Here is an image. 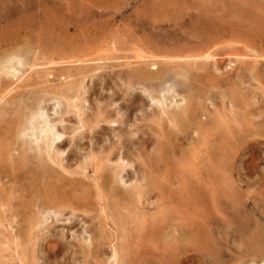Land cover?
I'll return each instance as SVG.
<instances>
[{
  "label": "rangeland",
  "instance_id": "374dc122",
  "mask_svg": "<svg viewBox=\"0 0 264 264\" xmlns=\"http://www.w3.org/2000/svg\"><path fill=\"white\" fill-rule=\"evenodd\" d=\"M230 1H232V0H228V1L227 0H222V1H218V0H182V1H180V0H177V1L176 0H174V1L173 0H7V1L6 0H0V22H1L0 23V46H1V48H0V62L3 61L9 54H11L8 52L12 51V53H13L14 51H18L17 47L21 46L19 48L20 52L18 51V53H19V57L23 56L24 59L23 58L22 59L24 62L22 60H20V61L25 63V61L29 58V61L33 62L34 64L36 63L34 66L35 68L33 67L34 69L30 68V67L26 68L27 65L25 66L24 70L22 69V71H26V69H27V71L25 72L24 76L22 77L21 82H20V80L15 81L14 79L3 78L4 80L2 81V84H3L1 86L2 88L0 87L1 89H4V92L6 91L5 95H3V96H5L4 97L5 99L3 98L4 102H3V100H1V102H0L1 107L3 105V108L0 107V110H1L0 111L1 112L0 113V121L2 122V123L0 122L1 123L0 124V148H1V150H0L1 151L0 152L1 153L0 154V163L1 164L0 165L2 166L0 168V172L2 171V173H1L2 175L0 174V176H1L0 177V189H2V190H0V236H1L0 237V264H22V263L23 264H107L106 258H109V261L108 260L107 261L109 264L110 263L112 264V262H113V259H112L113 250L111 249L112 244H116L117 246L119 245L121 247H122V245L127 246V252H122V253L120 252V255H119L120 256V259H119L120 264H124V263L125 264H168V263L169 264H246V263L248 264L249 262H251V264H254V262H256L258 264H261V263L264 264V252H248V255H245L244 254L245 252H241V248H240L241 242H242L241 236H243V234H242V225H243L242 224V221H243L242 216H243V214H245L247 216L246 218H251V220L253 221L252 229L257 228V224H258V227L261 228L262 230H264V226H263L264 225V214H263L264 213L263 212L264 211V207H263L264 204L262 202L264 200V198H263L264 197L263 196L264 195V189H261L262 187L264 188V161H263L264 156H262L264 154V148H263L264 138L255 137V139H252L251 141L252 142L254 141L253 143L256 142L257 146L255 145V148H257L256 149L257 151L253 147L254 145L253 146L251 145L250 146L251 148L249 147L246 151V153L248 152L247 155H246V153L244 155H241L240 151L237 154H234V152H232V149H230L232 147L237 146V144L239 143L237 139L235 140L237 142V143L235 142L236 145H235V143H233L234 141H232L231 144H225L227 142L225 140H224L225 142L222 141L223 131H215V130L207 132L206 133L207 136L202 137V136H204V134H203L204 132H199L197 129L193 128L196 126V122H193L191 124L190 128H192V130H190V128H187L186 129L187 131H185L186 133L184 132V134L181 133L180 135H178L176 130L173 128V126L170 125L168 120H165V118L167 119V116H165V114L163 116L160 114L159 115L157 114V112H159V109H158L159 106H156L157 104L151 99L152 97L150 98V96L152 94H153L152 95L153 97L160 96L159 93H160V91H162L161 95L165 94L166 97L168 98V101H167L168 107L172 109L173 105H174V109H175V108H178L177 106H178V103L180 102L181 99L178 101L177 97H179V96L176 95L177 96L176 97L174 94L176 92H180L181 89H182V91L184 89V91L186 90L187 93L191 92L190 94L192 95V97L194 94L195 95L199 94L202 97V99L199 100L197 103V104H199V108L201 111V115H200L198 120L206 121L208 119L207 115L212 116L214 113H217L218 111H220V110H218L217 107L221 108V106H225V111L229 115L230 114V112H229L230 108H227V107H229L230 105L228 104V106H227V102L230 99L231 91L229 89L228 83L234 82V81L238 82V79L236 78V74L238 73V71H240L241 62L237 61L235 64L236 66H234L232 68L231 72L229 73V74H232L235 77V79H237V80H235L233 78V76H231V78H230V75L228 73H226L229 70L223 68V71H224L223 74L224 75L223 74L221 75L222 78L220 77V79L217 80V83H215V85L210 86V82L208 81V79L210 80V78L212 77L211 76L212 75V68H210L209 70L204 69V71H200L201 73H204V74H200L203 76V80H201V81L202 82L206 81L207 83L209 82L208 84L200 85L199 82H196V85H194L192 87L188 83V86H187V84H185V85H183L184 88H181L182 84L178 79L179 77L173 73H169V74H167V77H164V79L162 81H154L153 82L157 86H159V89H158L159 92L158 93L156 91L152 92V90H151L152 88H150L148 91L149 92L151 91L150 92L151 95L148 94V91H147V93L144 92L142 90L143 86L140 87L141 84H138V83L135 84L136 87H134V86L130 87L129 86V88H127L128 87L127 85L123 86L124 85V83L122 81L123 79L119 78V76H124L128 72L132 73L134 70L141 69V65L143 67H145L146 63H148L149 61H148V59L141 57V55H143L145 53L150 54L153 52L157 55L158 54L162 55L164 52H165L164 54L171 52L172 50H169V49H171V48L175 49L174 47H176V49H177L180 47L181 48L182 47L190 48L191 46L197 47V46L205 45V43L209 40V38L211 36L215 35L214 31H213L215 28H216L215 30L218 31L216 34L222 33L221 31H219V28L221 26L224 29H225V26L227 27L225 30H222V31H226V30L227 31L229 30L228 32H230V31L243 32L244 31V33H248L250 35H253L254 37H256V39L258 38L257 40L264 39V34H263L264 33V20H263L264 19V0H253V2H252V0H248V1L247 0H243V1L242 0H233V3H231ZM234 1L236 2V4L238 3L237 4L238 6L234 4L235 3ZM182 2H184V3H182ZM181 3L184 5H181ZM226 3H227V5L229 4L228 8H227ZM256 3H257V5H256ZM259 3H260V5H259ZM172 4L174 7L172 6ZM219 4H221L222 7H220L221 5H219ZM254 4H255V6H254ZM13 5L16 6L17 8H15ZM144 5H147V6H144ZM23 6H24V8H23ZM119 6H120V8H118ZM252 6H254L256 9ZM257 6H258V8H257ZM142 7H144V10ZM232 7H235V8H232ZM241 7H242V9H241ZM146 8L148 10L150 8L151 9L148 11ZM253 8H254V11L252 10ZM247 9H249V11ZM16 10H18V11L16 12ZM38 10H39V12H38ZM245 10H247V11H245ZM177 12H179V13H177ZM242 12H243V16L241 15ZM247 12H248V14H247ZM13 13H15L14 15H16V17H14ZM17 13H19V14L17 15ZM95 13H97V14H95ZM159 13H161V14H159ZM220 13L222 15L224 14L225 18H224V15L222 16ZM1 14L4 17V18L2 17L3 19L1 18V16H2ZM107 14H108V16H106ZM144 14H145V16H144ZM8 15L11 18H9ZM176 15H178V16L176 17ZM229 15L232 18H230ZM231 15H233L234 17ZM250 15H251V17L253 16L252 19H251ZM262 15H263V17H262ZM19 16H20V18H19ZM218 16L221 18H219ZM17 17H18V19H17ZM104 18H105V20H104ZM111 18H112V20H111ZM145 18H147V19H145ZM165 18H166V20H165ZM179 18H181V19H179ZM190 18H192V20ZM233 18L236 20H234ZM5 19H7V21L5 22L6 25H4ZM80 19L83 21V22H81L82 27L80 26L81 25ZM1 20H3V21H1ZM17 20H19V21H17ZM232 20H234L236 22H234ZM102 21H104V23H102ZM106 21H107V23H105ZM110 21L112 24L110 23ZM131 21H132V23H131ZM141 21H142V23H141ZM226 21H228V22H226ZM231 21L234 22V25L232 24ZM96 22H97V24H95ZM189 22H191V23H189ZM229 22H231V23H229ZM197 23H199V24H197ZM221 23H223V25ZM13 24L15 25V27L13 26ZM28 24H30V25H28ZM76 24L78 27H76ZM140 24H141V26H140ZM149 24L150 25L152 24L153 26L151 25L152 26L151 27ZM156 24L158 25V27ZM224 24H226V25H224ZM101 25H102V27H101ZM1 26H2V28H1ZM21 26H23V27H21ZM171 26H173V27L175 26L176 28L172 27V29H171ZM150 27H151V29H150ZM259 27H261V28H259ZM211 28H212V30H211ZM24 29H25L26 33H24L25 32ZM179 29H181L182 31ZM12 30H14V31H12ZM32 30H34V32ZM168 30H170V31L168 32ZM75 31H76V33H75ZM160 32H164V33H160ZM193 32H195V33H193ZM117 33L119 34L118 36L116 35ZM166 33H168V34H166ZM185 33H188V35H186ZM25 34H26V36H25ZM114 34H115V36H114ZM153 34L155 36H153ZM38 35H39V37H38ZM81 35H82V37H81ZM175 35L177 36V39L179 41L176 39ZM28 36H30V37H28ZM45 36H47V37H45ZM159 36H161V37H159ZM190 37H193V38L191 39ZM110 38H111V40H110ZM114 38L116 39V41ZM198 38L202 41L204 39L205 40L202 42ZM29 39L31 40V42ZM104 39L105 40L107 39V41H105ZM123 39H125L126 41ZM130 39H132V40H130ZM194 40L195 41L197 40L196 43ZM238 40H239V43H235L231 40V41H227V42L223 43L220 47H218V50H219L218 63L220 65H225L226 64L225 62H229L230 60H237L238 56H234L235 53L237 55L245 53L244 55H246V56L244 58L241 57L242 59H245V60H253L254 59L253 52L247 46L245 47V42H240V38ZM28 41H29V43H27ZM37 41L39 44L37 43ZM71 41L74 45L72 47L70 46V45H72L70 43ZM81 41L83 44L81 43ZM175 41H177V43ZM16 42H18V43H16ZM115 42H117V43H115ZM127 42H128V45H127ZM186 42H187V44H186ZM192 42L194 43L193 45H192ZM8 43H11V44H8ZM21 43L24 47L25 46L26 47L22 48ZM105 43H107V44H105ZM109 43L111 45H109ZM172 43H174V44H172ZM14 44L17 46H14ZM196 44H198V45L196 46ZM173 45H174V47H173ZM108 46H110L111 48L110 47L108 48ZM38 47H40V48H38ZM42 47H44V49ZM102 47H105V48H102ZM112 47L113 48L115 47V49H113ZM239 47H240V49H239ZM2 48H4L5 50ZM10 48H12V50ZM69 49H72L74 51L76 50L77 52L76 51L74 52L72 50L69 51ZM23 50H25V51H23ZM29 50H31V51H29ZM37 50H38V52H37ZM5 51H6V53H5ZM35 51H36V53H35ZM98 51H101V52H98ZM106 51H107V53H106ZM174 51H177V50H174ZM31 53H33V55L35 54L34 56H36L37 54L38 55L36 57H34L33 55H31ZM48 54H49V56H48ZM3 56H5V58ZM81 56H83V57H81ZM98 56H100V57H98ZM233 56H234V58H233ZM96 57H98L99 59L98 58L96 59ZM80 58L82 59V62L79 63V61H78V63H77L78 59L81 60ZM226 59H227V61H226ZM107 60H108V63H106ZM139 61H144V62H139ZM49 62L52 64H50ZM94 62H96V63H94ZM103 62L105 63V65ZM92 63H94L95 66ZM45 64H47V65H45ZM97 64H98V66H105L106 68L103 70L99 69L95 73L94 68L97 66ZM38 65L40 67H37ZM79 66L81 67V69ZM86 66H88V67H86ZM22 68H24V67H22ZM77 70H79V72H80V70H83V71H82V73L80 72L81 73L80 74L79 72H77ZM32 71H34V73ZM68 71H69V73H67ZM29 72L31 75L29 74ZM58 72H59V74H58ZM116 72H118V74H119L118 77L116 76ZM62 73H63V75H62ZM110 73L112 76L114 75V78L109 77ZM215 73H217V72H215ZM82 74H83V76H82ZM193 74H194L193 76H195L198 73H195V70H194ZM227 74L229 77L227 76ZM249 74L250 73L246 74L245 77H246V79H250V80H246L244 78L245 82H242L244 80H241V83H240L242 85H240V84L236 85L235 82L233 83L234 89L241 96H242V94H244L243 97L245 98L243 100L239 99L238 101L235 102L236 104L234 105L233 110L237 111V112H234V113L242 114L244 112L243 106L245 104H242V102H246V104H247L246 107H247L249 112H251L255 106H257L256 109H258V111L264 110V103L262 105V102H264L263 101L264 89L263 90L260 89V83H259L262 80L261 82L264 85V80H263L264 77L262 78V76L260 74L257 76H255L254 74L253 75L252 74L249 75ZM76 75L79 77H77ZM84 75H86V76L84 77ZM88 75H91V77ZM170 75H172L173 78ZM35 76H37V80H40V82L43 81L42 83H48V84H52V85L47 84L49 86V87L47 86L48 89H46V88L43 89V87L46 84L44 85L38 81L39 82L38 86L40 88L37 87V85H36L37 80H35ZM67 76H69L68 80L66 79V78H68ZM197 76L198 75H196V77ZM31 77L32 78L34 77L33 80H31L32 79ZM73 77H77V79L75 78L76 79L75 80ZM229 78H230L229 81L225 80L227 82L226 83L224 81V79H229ZM251 78H253V79H251ZM254 78H255V80H254ZM23 79H24V81H23ZM27 79H28V81H27ZM71 79L74 81L73 83H72ZM84 79L86 80L85 82H84ZM90 79H92V80L90 81ZM170 79H172V80L170 81ZM79 80L81 81L80 85L83 86V88L85 85V89L81 88V93H82V98H83V95H84L83 99L86 98V102H83V101L81 102V108L83 106L84 107L82 108V110L80 112V116H78V110L76 107H75V109H74V107L69 108V107H67V105L65 107V104H67V101L65 98L61 99V101H63L64 103L61 102V105H59V106L60 107L62 106L61 108L62 109L64 108L63 111L65 110L64 113L68 112V114L62 115L63 111L58 106L56 108H60L58 110L59 112L56 111L57 109L54 110V108L52 107L53 102L50 103L51 101L49 103L47 102V104L43 103L45 105V107H47L46 110L48 111L47 112L48 117H49L48 119L49 120L53 119V121H51V122H54V120H55V122H57V118H58V120L61 118V119H64V121H65V124H64L65 126L63 125L64 122L58 123L56 126L60 132H62V130L64 129L63 132H65L64 133L65 134V136H64L65 140L63 139V141H65V142L62 141L61 143H59L60 145L57 144L58 147H56L57 145L55 144V148L58 151L62 150V153H64V154L58 155V156H53V158L55 157L56 162H52L48 158H45L43 160V157L39 156V154L35 148L32 150V147H34V146H32L29 148L30 149L29 155L31 156L30 157L31 162L29 160V162H30L29 163L30 164L29 169L31 170V168H35V170L38 174L37 179H39V180H35V177H33L32 173H35L34 172L35 170H33V171L31 170L30 175H28V174L24 175V174H26L24 171H23V174H22V171H16V173L14 174V177H11V175L9 173H7L8 170L10 172V166H8V164H7L8 163L6 161L7 156L5 155L6 148H10V146L12 144V139L9 136L12 135L11 137L13 139H15L14 143L16 146H14V145L11 146V147H13V150L17 149L15 152L11 151V152H13V157L15 154L14 159H16L19 155L20 145H21L20 143H22L23 141L25 142V140L27 141V139L29 140V137L27 135L21 136V133L18 132V130L16 128H14V126L12 124V122H13L12 120L15 119L16 117H19V116L23 117V115L28 112L29 107H31L33 105L35 106L37 104V102H35V100L38 101L40 99V97H39L40 93L39 92H41V94H42V92L44 90H51V89L56 88V86H59V88L57 87L58 89L57 88L54 89V90L58 91V90H62L63 85L64 86H69V85L72 86L71 84H74L73 85L74 88L73 87L70 88V86H69V93L71 95V92L74 93L73 91L75 89H77L75 86L77 84H78L77 87L80 86L79 85L80 82H78ZM232 80H234V81H232ZM9 81L12 83H13V81H15L16 83H13V85L11 86ZM68 81H71V83H68L69 85H67V83H66ZM253 81L254 82L256 81L257 83L256 82L254 83ZM250 82H251V84H250ZM56 83H59V85L58 84L56 85ZM60 83H62L63 85H61ZM90 83H92V84H90ZM104 83H106V84L104 85ZM121 83H123V84H121ZM258 83H259V85H258ZM41 84H42V86H41ZM225 84H226V86H225ZM244 84L246 86H244ZM17 85H19V86H17ZM28 85L29 86L32 85L33 87H34V85H36L35 86L36 89H35V87L33 89L32 86H30L31 87V89H30V87ZM54 85H56V86L53 87ZM60 85H61V87H60ZM178 85H179V87H178ZM251 85L254 87V91H253V87ZM20 86L23 90L19 89ZM190 86H191V88H189ZM201 86H203V88H201ZM9 87L10 88L13 87L14 89L17 88V92H16V90H14L12 88V90L14 91L13 92ZM41 87L43 89L42 91H40ZM108 87H109V89H108ZM38 88L40 90H38ZM167 88H169V89H167ZM177 88H179V89L181 88L180 91ZM193 88L195 91H193ZM242 88H245V89H242ZM67 89H68V87H67ZM198 89H199V91H197ZM34 90H36V93H38V94L32 92ZM62 91H66V87H64V90H62ZM165 91L168 93H166ZM182 91L180 93H182ZM244 91H246V93ZM251 91H252V93H251ZM9 92H10V94H9ZM18 92H19V94H17ZM29 92L31 95L28 94ZM31 92L34 94L33 95L34 100H32L33 98H32ZM67 92H68V90H67ZM85 92H86V95H85ZM87 92H89L90 94ZM257 92L258 93L260 92V94H258ZM20 93H21V95H20ZM7 94L10 96V98L6 97V96H8ZM26 94H27V98L25 96ZM41 94H40V96H41ZM93 95H95V96H93ZM20 96H21V98L24 97L23 99L25 101H27V99H28L29 102L27 101L28 102L27 103V102L23 101L20 98ZM107 96L109 98H107ZM13 98H15L16 100ZM99 98H101L102 101L101 100L99 101ZM175 98H177V100ZM256 98H258V99H256ZM170 99H172V100H170ZM68 100H70V97ZM88 100H90V101H88ZM143 100H144V102H143ZM203 100H206V101H203ZM6 101H8V102H6ZM78 101L79 100H77L76 103L79 106ZM152 101L154 104L152 103ZM11 102L13 105L11 104ZM23 102H25V103H23ZM71 102L73 103L72 99L70 100V103ZM175 102L177 103V105L175 104ZM20 103H21V105H20ZM18 104L20 107H18V109H17ZM25 104H27V105H25ZM22 105L24 108L26 107L27 109L25 108L26 109L25 110L23 108V111L25 113L19 114L18 111H20ZM13 106L15 108L12 110L11 108H13ZM85 107L86 108L90 107V108H88L89 110L86 111L87 109ZM140 107L142 108V110ZM5 108H6V110H2ZM70 109H74L75 113L77 110V113L75 114L74 112H72L73 110L70 111ZM97 109H99V111H97ZM118 109H119V111H118ZM120 109L122 110L121 112H120ZM236 109H238V110H236ZM50 110L51 111L54 110L55 111L54 113L57 115H53L54 113H51ZM3 111L5 113H3ZM205 111H207V112H205ZM208 111H209V114H208ZM6 112H8V113L6 114ZM49 113L52 115L53 118L51 117V115H49ZM82 113L84 115H82ZM122 113L124 115H122ZM69 114H70V116H69ZM99 114H101V115H99ZM6 115L7 116L9 115L8 120H7ZM10 116H11L12 120L10 119ZM55 116H58V117L56 118ZM63 116H66V117H63ZM97 116H98V118H97ZM121 116H122V118H121ZM161 116H162V118H161ZM4 117H5V120L3 119ZM79 117H80V119H79ZM125 117H126V119H125ZM205 117H206V119H204ZM123 118L126 120V122H124ZM1 119H3V120H1ZM111 119L117 120L115 122V125H114V122L112 123L110 121ZM75 120L82 121L83 122L82 124H84V127L80 128L79 122H77ZM89 120H91L92 124ZM122 120H123L124 124L121 122ZM93 121H97L96 122L97 125ZM128 123H130V124H128ZM3 126H4V128H3ZM59 126L61 127L62 130L59 129L60 128ZM69 127H70V129H68ZM71 127H72V130H71ZM73 127H74L76 132L73 131L74 130ZM6 128H7V130H6ZM8 129H10V130L8 131ZM83 130L86 132H84ZM89 130H91V131L89 132ZM132 130H134V131L131 133ZM11 131H13L14 134H12L13 132H11ZM189 131H191L192 133ZM193 131H194V133H193ZM1 132L2 133L5 132V133L2 134ZM149 132H150V135L147 134ZM187 132H189V133H187ZM8 133H10V135ZM16 133L20 134V135H17ZM74 133H76V134H74ZM133 133H134V135H133ZM159 133H160V135H159ZM239 133H240V135L238 137H240L242 135L245 136L248 134V133L244 134L245 132H243L242 130H240ZM73 134H74V136H72ZM189 134L191 137L188 136ZM80 135H81V137H79ZM7 136L9 139L6 138ZM127 136H129L131 138V140H129V137H127ZM168 136H171V138ZM25 137H27V138L25 139ZM66 137H67V139H66ZM69 137H70V139H72V138L73 139L69 140ZM161 137H163V138H161ZM213 137H215V138H213ZM36 138H37L36 141L38 140V141H40L39 143L42 144L41 135H38ZM126 138H128V139L126 140ZM138 138H139V140H138ZM4 139L6 141L9 140L10 144L8 142H6ZM33 139L34 138H32V140ZM76 139H78V141ZM156 139H157V141H156ZM190 139H192V140H190ZM73 140H75V142H73ZM128 140L130 143L132 141V143L130 144L128 142ZM203 140H205V142ZM255 140H257V141H255ZM34 141H35V139H34ZM34 141H32L33 145L39 144V143H35ZM74 143H76V144H74ZM77 143L79 146L77 145ZM137 143H138V145H137ZM140 143H141V145H140ZM258 144H260V145H258ZM31 145L32 144H30V146ZM73 145H75V147ZM227 145L228 146L232 145V146L228 147ZM18 146H19V148H18ZM65 146H67V147H65ZM102 146H103V148H102ZM123 146H124V149H123ZM78 147H80L81 149H78ZM107 147H109V148L107 149ZM221 147H227L231 151L229 150V152H228V155H229L228 158H230L229 162L227 161L228 159H226V166L222 167V169L220 170V169L216 168V164H214L215 161H213V159L215 157L214 155H217V153H216L217 149L219 150ZM72 148H73V150H71ZM121 148L123 149V151H119V150H122ZM137 149H139V150H137ZM209 149H211V150H209ZM63 150H65V151H63ZM92 150H93V152H92ZM213 150H214V153L210 152ZM249 150H250V152H249ZM31 151H32V153H30ZM100 152H102V153H100ZM112 153H117V154H112ZM35 154H36V156H35ZM80 154H81V156H84V155L85 156L81 158ZM110 154L112 157L110 156ZM235 155H236V157H235ZM256 155H257V157H256ZM133 156L135 157V161H134V158H132ZM139 156H141L142 158L145 157L144 160ZM206 156L209 158V160H208V158H206ZM242 156H245V157H243L245 160L244 159L242 160ZM119 157L123 158L125 160V162L127 161L130 163L128 165V167H126V169H125L126 172H124V174H122L123 179L125 178L124 182L128 183V184H129V182L131 183L129 185L124 184V183L122 184V183L114 182V172L119 170V165H118L119 161H120ZM128 157H131V158H128ZM40 158H42V159H40ZM32 159H34V161H32ZM36 159H38V161ZM68 159H70L71 161ZM108 159H109V161H108ZM127 159H130V160H127ZM79 160L81 163L78 164ZM205 160H207L208 162ZM40 161H41V163H39ZM45 161H48V164ZM94 161H95V164H94ZM241 161H243L244 163L243 162L241 163ZM238 162L241 164H239ZM5 163L7 165H4ZM42 163H43V165H42ZM53 163H54V166H53ZM237 163H238V165H237ZM181 164H183V165H181ZM210 164H211V167H210ZM55 165H56V167H55ZM74 165H76L77 168ZM80 165H81V168H84V169H81ZM208 165H209V167H208ZM262 165H263V167H262ZM4 166H5V168H3ZM130 166H132V167H130ZM214 166H215L216 170L214 169ZM185 167H187L188 169ZM95 168H96V170H95ZM97 168H99V170ZM210 168L212 169V171ZM227 168H229V169H227ZM6 169H7V172L5 171ZM43 169L46 170V172H47V170L50 172L46 173ZM50 169H52V171ZM77 169H79V170H77ZM135 169L137 171H135ZM133 171H135L136 173ZM17 172H19L20 174ZM57 172H58V174H57ZM63 172L66 174L64 175ZM82 172H83V175H81ZM87 172H88V174L92 173V175L90 174V177H92V178L94 177V179L90 178L86 174ZM41 173H42V176H41ZM59 173L61 175H59ZM79 173H80V175H79ZM215 173H217V174L219 173L220 176H219V174L217 175ZM4 174H5V176H6V174H8L6 179L4 178ZM44 174H48V175L44 176ZM70 174H71V176H70ZM142 174H143V177H142ZM252 174H254V175H252ZM22 175L24 177H26V178L28 177V178L25 179L24 177H22ZM151 175H152V177H151ZM246 175H248L247 176L248 180H247ZM34 176H36V175H34ZM59 176L64 178L63 180L65 181L64 182L65 185L63 184L62 179L59 180L58 182L62 181L63 185H61L60 183L58 184V182L56 183ZM144 176H146V178H144ZM254 176H256V178H254ZM18 177H21L20 179L22 181ZM38 177H41V178H38ZM42 177H44V178H42ZM150 177L153 178L154 181L158 184H156V183L154 184L152 182L153 179L151 180ZM22 178L25 180H23ZM221 178L223 180V184L221 183ZM239 178H240V180H239ZM3 179H5L6 182ZM12 179H14V180H12ZM44 179H46V181ZM90 179H92V180H90ZM140 179L143 180L145 185H144V183H142V181H140ZM9 180L12 182H10ZM195 180H196V182H195ZM218 180H220V182ZM246 180H247V182H246ZM41 181H42V183H41ZM44 181L46 182V187H44L45 186ZM53 181H55V182H53ZM69 181H71L73 183H71ZM91 181H94V183ZM36 182H37V184H36ZM43 182H44V184H43ZM150 182H152L153 185H151ZM182 182H184V183H182ZM226 182H227V184H226ZM11 183H13V184H11ZM17 183H19V184H17ZM48 183H49V186H47ZM70 183L75 184V187L78 190L76 191L74 187H73L74 191L71 190L72 185ZM136 183L139 184V188L141 191L144 190V191H142L143 196L139 200L135 199V197H133V196H129L128 194H126L127 193L126 189H130V185L132 186ZM254 183L256 185H259V186H256ZM54 184H56L55 187L53 186ZM66 184H68V186ZM99 184L103 187H100ZM247 184H249V185H247ZM253 184L256 187H254ZM14 185H16V186H14ZM58 185L61 188V191H60V188H58ZM112 185H113V187H112ZM52 186H53V188H52ZM69 186H71L70 187L71 189L68 188L69 189L68 190L67 187H69ZM82 186H84V187H82ZM124 186H125V188H124ZM141 186H143V187H141ZM247 186H250L251 188L247 187ZM56 187L58 189H56ZM258 187H259V190H257ZM62 188L64 189V192L62 191L63 190ZM94 188H95V190H94ZM25 189H26V191H25ZM53 189H56L57 191L55 192V190H53ZM65 189H67L66 192H65ZM246 189H248L249 191ZM260 189H261V191H260ZM34 190H35V193H33ZM50 190L52 193H54V195L50 194L51 193ZM72 191H73V193H72ZM40 192H42V193H40ZM77 192H78V194H77ZM55 193H57L56 194L57 198L55 196ZM82 193H84V194H82ZM59 194L62 198L59 197ZM62 194H63V196H62ZM125 194H126V196H125ZM155 194H157V196ZM8 195H9V197H7ZM40 195H42L41 199H40ZM50 195L54 196V198H53L54 201L52 200V197ZM14 196L17 198V200ZM64 196H66V197H64ZM103 196L104 197L106 196L105 198H107V199H104ZM124 196H125L127 202L124 201L125 200V198H123ZM256 197H257V199H256ZM7 199L10 200V203L7 201ZM12 199H13V202H11ZM42 199H43V201L41 202ZM56 199L58 201L57 203H56ZM60 199H63V200H60ZM119 199L120 200L124 199V200L120 201ZM106 200L109 202H107ZM255 200H257V201H255ZM47 201H48V203H47ZM5 202H6V204H5ZM7 202H8V204H7ZM52 202H55V203H52ZM36 203H38L37 204L38 206L36 205ZM44 203H47V204H44ZM97 203L100 205H98ZM125 203H127V204H125ZM49 204H50V206H49ZM118 204L120 205V207H117V206H119ZM12 205H13L14 209L12 208ZM42 205H43V208H42ZM61 205H64L63 206L64 208L63 207H62V209L59 208V206H61ZM143 205H144V207H143ZM158 205H160V206H158ZM1 206H2V208H1ZM65 206H66V208H65ZM49 207H50V209H49ZM104 207H106V208H104ZM137 207H139V208H137ZM146 207L148 209L151 208V210H148ZM194 207H196V208H194ZM209 207H211V208L213 207V209H211V208L209 209ZM56 208H58L60 211L59 215L62 214V215H60L61 217L59 215L55 214V212H56L55 210L58 211V209H56ZM135 208H137L138 213H137V210H135ZM201 208L207 209L206 213H203V212H205V209L201 210ZM40 209H43L42 211H44V213L46 211L50 212L52 210V212H50V213H51V215H52V213H54V214L51 216L49 214V212L48 213L46 212L47 214L44 215V213L42 211H41L42 213L40 212ZM128 209H130V210H128ZM164 209H165V211H164ZM139 210H141V211H139ZM200 210L202 212H200ZM214 210L216 212H214ZM6 211L8 213L11 211L10 212L11 214L10 213L8 214ZM133 211H134V213H133ZM135 211H136V214H135ZM31 212L33 215L31 214ZM34 212H35V215H34ZM211 212H212V215H211ZM37 213H39L40 217L42 218V220L38 221L40 226L37 222V220L40 219ZM190 213L192 215H190ZM199 213H201V215ZM18 214H19V216H18ZM68 214L72 216V217L70 216V218L72 220H70ZM176 214H177V216H176ZM23 215H25V216H23ZM54 215H55V217L57 216L58 220L57 219L55 220L53 218ZM206 215H208V216H206ZM30 216H31V218L29 219ZM58 216H59V218H58ZM64 216H65V218H64ZM139 216H140V218H139ZM203 216H205V217H203ZM209 216H211V218L213 217L214 220H213V218L211 219ZM62 217H63V219H62ZM67 217H68V221H67ZM104 217L107 219L105 220ZM124 217H126V218L124 219ZM44 218H47L48 221L46 219L44 220ZM186 218L189 221L188 220L186 221ZM192 218H194L195 221ZM202 218H203V221H202ZM32 219H34L33 221L36 220L35 222L38 224L37 229H35L36 227L34 225L36 223H34L32 221ZM53 220H54V222H53ZM107 220L108 221L110 220L109 221L110 223ZM211 220H213V221H211ZM45 221H47L48 223L47 222L45 223ZM197 221H199V222L201 221V222L198 223ZM204 221H206L205 225L203 223ZM8 222H9V224H8ZM113 222H114V225H113ZM208 222H211V223L209 224ZM16 223H18V224H16ZM183 223H185L186 225H184ZM187 223H190L191 225L187 226ZM10 224L12 227L10 226ZM199 224L201 227L199 226ZM6 225H7V227H5ZM29 225H31L30 229H29ZM120 225H121V227H120ZM106 226L109 228H107ZM10 227H11V231H10ZM123 227L125 230H123ZM183 227L184 228L186 227V228L184 229ZM191 227L193 230L192 232H191ZM133 228H134V230H133ZM173 228H174V230H173ZM176 228H178V229H176ZM204 228H206V229H204ZM237 228H239V229H237ZM111 229H114V230H111ZM252 229L250 230V232L252 231ZM28 230H29V233H28ZM121 230H122V232H121ZM187 230L189 232H187ZM196 230H199V231H196ZM127 231H129V232H127ZM130 232L133 234H131ZM207 232H209L210 234ZM122 233H123V235H122ZM17 234H18L19 238L16 237ZM113 234H115V235H113ZM81 236H84V237H81ZM20 237H21V240H20ZM88 237L90 239H88ZM178 237H179V239H178ZM8 238L12 244L9 242V240H6ZM12 238H13V240H11ZM16 238H18V239H16ZM113 238H114V240H113ZM86 239H88V240L85 241ZM15 240L19 241L18 247H16L17 242ZM90 240H91V242H90ZM108 240H109V244H108ZM128 240L131 241V243L130 242L128 243ZM175 240H176V242H175ZM23 241L25 244L23 243ZM2 242H4V243L2 244ZM19 243H20V247H21V245L23 246V249L19 248ZM33 243H35V244H33ZM14 246L16 247V250H15ZM36 246H38V248H35ZM7 247H9V248H7ZM200 247H202V249ZM3 248L5 249V251H2ZM18 248L20 250H18ZM211 249L213 250V252ZM21 250H22V252H20ZM208 250H210V251H208ZM7 251H9V252H7ZM34 252H36V254H34ZM16 254H20L17 256H21V257H18V258H17V256L15 257L14 255H16ZM110 254H111V256L109 257ZM2 255H4V256L6 255V256L4 257ZM254 256H256V258ZM104 259H106V260L104 261ZM121 259H122V262H121ZM251 259L255 260V261H252ZM256 260H259V261L257 262ZM103 261H104V263H103Z\"/></svg>",
  "mask_w": 264,
  "mask_h": 264
},
{
  "label": "bare ground",
  "instance_id": "6f19581e",
  "mask_svg": "<svg viewBox=\"0 0 264 264\" xmlns=\"http://www.w3.org/2000/svg\"><path fill=\"white\" fill-rule=\"evenodd\" d=\"M7 1V0H6ZM174 1V0H173ZM177 1V0H176ZM180 1H182V0H180ZM218 1H222V0H218ZM228 1V0H227ZM243 1V0H242ZM248 1V0H247ZM231 3H233V0L232 1H230ZM235 2V1H234ZM252 2H253V0H252ZM251 2V3H252ZM140 3V2H139ZM159 3V2H158ZM171 3V2H170ZM180 3V2H179ZM182 3H184V2H182ZM181 3V5H184V4H182ZM219 3V2H218ZM244 3V2H243ZM247 3V2H246ZM255 3V2H254ZM263 3V2H262ZM16 4V3H15ZM77 4V3H76ZM160 4V3H159ZM235 5H237L236 4V2L234 3ZM250 4V3H249ZM9 5V4H8ZM7 5V6H8ZM171 5V4H170ZM176 5V4H175ZM180 5V6H181ZM219 5H221V4H219ZM226 5H227V3H226ZM232 5V4H231ZM256 5H257V3H256ZM259 5H260V3H259ZM14 6V5H13ZM18 6V5H17ZM142 6V5H141ZM140 6V7H141ZM144 6H147V5H144ZM172 6H173V4H172ZM177 6V5H176ZM228 6H229V4L227 5V8H228ZM238 6V5H237ZM254 6H255V4H254ZM254 6H252V7H254ZM10 7V6H9ZM15 8H17L16 6H14ZM106 7V6H105ZM139 7V6H138ZM174 7V6H173ZM220 7H222V5L220 6ZM250 7V6H249ZM5 8V7H4ZM3 8V9H4ZM22 8V7H21ZM23 8H24V6H23ZM118 8H120V6L118 7ZM143 8V10H144V7H142ZM226 8V9H227ZM232 8H235V7H232ZM248 8V7H247ZM255 8V7H254ZM254 8L252 9L253 11H254ZM257 8H258V6H257ZM13 9V8H12ZM38 9V8H37ZM147 9V8H146ZM151 9V8H150ZM149 9V10H150ZM158 9V8H157ZM186 9V8H185ZM238 9V8H237ZM241 9H242V7H241ZM256 9V8H255ZM148 10V9H147ZM148 10V11H149ZM155 10V9H154ZM153 10V11H154ZM244 10V9H243ZM242 10V11H243ZM248 11H249V9H247ZM247 10H245V11H247ZM262 10V9H261ZM18 10H16V12H17ZM146 11V10H145ZM221 11V10H220ZM244 11V12H245ZM251 11V10H250ZM256 11V10H255ZM38 12H39V10H38ZM96 12V11H95ZM118 12V11H117ZM159 12V11H158ZM260 12V11H259ZM91 13V12H90ZM156 13V12H155ZM177 13H179V12H177ZM222 13V12H221ZM220 13V14H221ZM252 13V12H251ZM250 13V14H251ZM258 13V12H257ZM4 14V13H3ZM15 13H13V15H14ZM19 13H17V15H18ZM39 14V13H38ZM95 14H97V13H95ZM143 14V13H142ZM159 14H161V13H159ZM158 14V15H159ZM230 14V13H229ZM247 14H248V12H247ZM256 14V13H255ZM259 14V13H258ZM2 15V14H1ZM6 15V14H5ZM117 15V14H116ZM157 15V14H156ZM168 15V14H167ZM192 15V14H191ZM222 15V14H221ZM224 15V14H223ZM222 15V16H223ZM242 16H243V12H242V14H241ZM245 15V14H244ZM253 15V14H252ZM261 15V14H260ZM9 16V15H8ZM90 16V15H89ZM106 16H108V14L106 15ZM144 16H145V14H144ZM175 16V15H174ZM178 15H176V17H177ZM190 16V15H189ZM231 16H233V15H231ZM257 16V15H256ZM3 17V15L1 16V18ZM14 17H16V15H14ZM39 17V16H38ZM115 17V16H114ZM219 17V16H218ZM229 17H230V15H229ZM234 17V16H233ZM248 17V16H247ZM250 17H251V15H250ZM262 17H263V15H262ZM4 18V17H3ZM2 18V19H3ZM7 18V17H6ZM9 18H11L10 16H9ZM19 18H20V16H19ZM74 18V17H73ZM109 18V17H108ZM152 18V17H151ZM161 18V17H160ZM219 18H221V17H219ZM224 18H225V15H224ZM230 18H232V17H230ZM253 18V16L251 17V19ZM17 19H18V17H17ZM145 19H147V18H145ZM168 19V18H167ZM179 19H181V18H179ZM191 20H192V18H190ZM194 19V18H193ZM223 19V18H222ZM234 19V18H233ZM238 19V18H237ZM259 19V18H258ZM20 20V19H19ZM19 20H17V21H19ZM104 20H105V18H104ZM111 20H112V18H111ZM135 20V19H134ZM149 20V19H148ZM154 20V19H153ZM165 20H166V18H165ZM176 20V19H175ZM234 20H236V19H234ZM234 20H232V21H234ZM264 20V19H263ZM1 21H3V20H1ZM7 21V19H5V21H4V23ZM79 21V20H78ZM98 21V20H97ZM101 21V20H100ZM99 21V22H100ZM143 21V20H142ZM142 21H141V23H142ZM231 21V22H232ZM250 21V20H249ZM81 22H83L81 19H80V26L82 27V23ZM109 22V21H108ZM156 22V21H155ZM161 22V21H160ZM219 22V21H218ZM226 22H228V21H226ZM231 22H229V23H231ZM234 22H236V21H234ZM234 22H232V24L234 25ZM1 23V22H0ZM10 23V22H9ZM24 23V22H23ZM55 23V22H54ZM75 23V22H74ZM102 23H104V21H102ZM105 23H107V21L105 22ZM110 23H111V21H110ZM109 23V24H110ZM115 23V22H114ZM124 23V22H123ZM131 23H132V21H131ZM146 23V22H145ZM144 23V24H145ZM157 23V22H156ZM189 23H191V22H189ZM220 23V22H219ZM240 23V22H239ZM11 24V23H10ZM95 24H97V22L95 23ZM112 24V23H111ZM138 24V23H137ZM159 24V23H158ZM162 24V23H161ZM182 24V23H181ZM197 24H199V23H197ZM207 24V23H206ZM222 25H223V23H221ZM242 24V23H241ZM2 25V24H1ZM4 25H6V23L4 24ZM3 25V26H4ZM24 25V24H23ZM28 25H30V24H28ZM73 25V24H72ZM104 25V24H103ZM115 25V24H114ZM148 25V24H147ZM150 25V24H149ZM152 25V24H151ZM150 25V26H151ZM157 25V24H156ZM219 25V24H218ZM224 25H226V24H224ZM228 25V24H227ZM245 25V24H244ZM13 26L15 27V25L13 24ZM74 26V25H73ZM140 26H141V24H140ZM139 26V27H140ZM153 26V25H152ZM151 26V27H152ZM213 26V25H212ZM21 27H23V26H21ZM76 27H78L77 26V24H76ZM101 27H102V25H101ZM104 27V26H103ZM144 27V26H143ZM142 27V28H143ZM151 27H150V29H151ZM155 27V26H154ZM153 27V28H154ZM157 27H158V25H157ZM162 27V26H161ZM172 27L173 26H171V29H172ZM234 27V26H233ZM258 27V26H257ZM256 27V28H257ZM1 28H2V26H1ZM12 28V27H11ZM20 28V27H19ZM96 28V27H95ZM145 28V27H144ZM173 28H176L175 26L173 27ZM179 28V27H178ZM182 28V27H181ZM214 28V27H213ZM227 27L225 26V29H226ZM240 28V27H239ZM259 28H261V27H259ZM14 29V28H13ZM17 29V28H16ZM21 29V28H20ZM125 29V28H124ZM149 29V28H148ZM156 29V28H155ZM154 29V30H155ZM184 29V28H183ZM186 29V28H185ZM192 29V28H191ZM216 29V28H215ZM213 30L214 31V34L215 35H213V36H211L210 38H209V40L205 43V45H202V46H197L198 44H196V46L197 47H193V46H191L190 48H188V47H180V48H177L176 49V47H174V45H173V47L175 48V49H169V50H172L171 52H168L167 54H162V55H160V54H155L154 52L153 53H150V54H143V55H141V57H143V58H145V59H148V63H146V65H145V67H143L142 65H141V69H139V70H134L132 73L131 72H128L126 75H124V76H119V74H118V72H116V76L118 77L119 76V78L120 79H123L122 81H123V83H124V85L123 86H128L127 88H129V86L131 87V86H134V87H136L135 86V84H141L140 85V87L141 86H143L142 88V90L144 91V92H146L147 93V91L150 89V88H152L151 90H152V92L153 91H156L157 93L159 92V86H157L155 83H153L154 81H162L163 79H164V77H167V74H169V73H173V74H175V75H177L179 78V81L181 82V88H184L183 87V85H185V84H187V86H188V83L193 87L194 85H196V82H199L200 83V85H205V84H208L209 82H210V86H213V85H215V83H217V80H219L220 79V77L222 78V74L224 73V71H223V68L224 69H227V70H229V71H227L226 73H230L231 72V70H232V68L234 67V66H236L235 64H236V62L237 61H240L241 62V67H240V71H238V73L236 74V78L238 79V82H235L234 80H232V81H234L235 83H236V85H238V84H240L241 83V80H244V81H242V82H245V79H246V74H248V73H250V74H254L255 76H257V75H261L262 76V78L264 77V39H260V40H257L256 39V37H254L253 35H250V34H248V33H244V31L243 32H235V31H230V32H228L227 30L226 31H222V30H225L222 26L219 28V31H221L222 33H220V34H216L218 31H216V30ZM15 30V29H14ZM14 30H12V31H14ZM37 30V29H36ZM39 30V29H38ZM143 30V29H142ZM145 30V29H144ZM157 30V29H156ZM179 30H181V29H179ZM193 30V29H192ZM191 30V31H192ZM211 30H212V28H211ZM237 30V29H236ZM245 30V29H244ZM247 30V29H246ZM19 31V30H18ZM24 31H25V29H24ZM23 31V32H24ZM33 32H34V30H32ZM125 31V30H124ZM151 31V30H150ZM170 30H168V32H169ZM172 31V30H171ZM182 31V30H181ZM180 31V32H181ZM184 31V30H183ZM251 31V30H250ZM29 32V31H28ZM32 32V33H33ZM103 32V31H102ZM106 32V31H105ZM120 32V31H119ZM126 32V31H125ZM167 32V31H166ZM185 32V31H184ZM24 33H26V31L24 32ZM75 33H76V31H75ZM81 33V32H80ZM108 33V32H107ZM153 33V32H152ZM159 33V32H158ZM160 33H164V32H160ZM193 33H195V32H193ZM237 33V34H236ZM35 34V33H34ZM37 34V33H36ZM44 34V33H43ZM99 34V33H98ZM102 34V33H101ZM124 34V33H123ZM166 34H168V33H166ZM182 34V33H181ZM186 35H188V33H185ZM264 34V33H263ZM33 35V34H32ZM97 35V34H96ZM117 36L119 35L118 33L116 34ZM148 35V34H147ZM146 35V36H147ZM151 35V34H150ZM159 35V34H158ZM194 35V34H193ZM256 35V34H255ZM25 36H26V34H25ZM80 36V35H79ZM114 36H115V34H114ZM121 36V35H120ZM153 36H155L154 34H153ZM176 36V35H175ZM174 36V37H175ZM12 37V36H11ZM28 37H30V36H28ZM38 37H39V35H38ZM45 37H47V36H45ZM81 37H82V35H81ZM150 37V36H149ZM159 37H161V36H159ZM186 37V36H185ZM21 38V37H20ZM101 38V37H100ZM107 38V37H106ZM153 38V37H152ZM157 38V37H156ZM191 39L193 38V37H190ZM189 38V39H190ZM240 38V42H245V47L247 46L252 52H253V54H254V59L253 60H245V59H242L241 57H245L246 55H244V54H239V55H237L236 53V55L234 54V56H238L237 57V60H230L229 62H225L226 64L225 65H220L219 63H218V53H219V50H218V47H220L223 43H225V42H227V41H233V42H235V43H239V39ZM19 39V38H18ZM22 39V38H21ZM62 39V38H61ZM115 39V38H114ZM120 39V38H119ZM134 39V38H133ZM140 39V38H139ZM155 39V38H154ZM175 39V38H174ZM176 39H177V36H176ZM182 39V38H181ZM197 39V38H196ZM199 39V38H198ZM17 40V39H16ZM23 40V39H22ZM30 40V39H29ZM42 40V39H41ZM100 40V39H99ZM105 40V39H104ZM110 40H111V38H110ZM123 40H125V39H123ZM130 40H132V39H130ZM129 40V41H130ZM157 40V39H156ZM165 40V39H164ZM178 40V39H177ZM186 40V39H185ZM200 40V39H199ZM205 40V39H204ZM203 40V41H204ZM20 41V40H19ZM39 41V40H38ZM38 41H37V43H38ZM103 41V40H102ZM105 41H107V39L105 40ZM115 41H116V39H115ZM126 41V40H125ZM179 41V40H178ZM183 41V40H182ZM189 41V40H188ZM195 41V40H194ZM197 41V40H196ZM196 41H195V43H196ZM200 41H202V40H200ZM202 41V42H203ZM30 42H31V40H30ZM52 42V41H51ZM87 42V41H86ZM99 42V41H98ZM124 42V41H123ZM138 42V41H137ZM166 42V41H165ZM173 42V41H172ZM176 43H177V41H175ZM201 42V43H202ZM16 43H18V42H16ZM27 43H29V41L27 42ZM36 43V42H35ZM72 45H70L71 47L72 46H74L73 45V43H72V41L70 42ZM81 43H82V41H81ZM101 43V42H100ZM115 43H117V42H115ZM114 43V44H115ZM175 43V44H176ZM189 43V42H188ZM8 44H11V43H8ZM20 44V43H19ZM25 44V43H24ZM39 44V43H38ZM62 44V43H61ZM78 44V43H77ZM83 44V43H82ZM105 44H107V43H105ZM140 44V43H139ZM172 44H174V43H172ZM186 44H187V42H186ZM194 43L192 42V45H193ZM200 44V43H199ZM203 44V43H202ZM230 44V43H229ZM228 44V45H229ZM234 44V43H233ZM21 45H22V43H21ZM37 45V44H36ZM56 45V44H55ZM109 45H111L110 43H109ZM116 45V44H115ZM127 45H128V42H127ZM167 45V44H166ZM191 45V44H190ZM226 45V44H225ZM231 45V44H230ZM10 46V45H9ZM12 46V45H11ZM14 46H17V45H15L14 44ZM28 46V45H27ZM42 46V45H41ZM79 46V45H78ZM224 46V45H223ZM21 47V46H20ZM20 47H17L18 49V51H19V48ZM26 47V46H25ZM23 45H22V48H25ZM36 47V46H35ZM110 46H108V48H109ZM0 48H1V46H0ZM8 48V47H7ZM32 48V47H31ZM38 48H40V47H38ZM37 48V49H38ZM43 49H44V47H42ZM102 48H105V47H102ZM111 48V47H110ZM113 48V47H112ZM148 48V47H147ZM229 48V47H228ZM2 49H4V48H2ZM11 50H12V48H10ZM62 49V48H61ZM74 49V48H73ZM77 49V48H76ZM113 49H115V47L113 48ZM117 49V48H116ZM153 49V48H152ZM239 49H240V47H239ZM242 49V48H241ZM5 50V49H4ZM9 50V49H8ZM15 50V49H14ZM13 50V51H14ZM27 50V49H26ZM42 50V49H41ZM70 50H72V49H69V51ZM165 50V49H164ZM174 50H177V51H174ZM237 50V49H236ZM243 50V49H242ZM241 50V51H242ZM246 50V49H245ZM18 51H14L13 53H12V51L11 52H8V53H11V54H9L6 58H5V56H3L5 59L3 60V61H1L0 62V87L3 85L2 84V81L4 80L3 78H5V79H14L15 81H19L20 80V82H21V79H22V77L24 76V74H25V72L27 71V69H26V71H22V69L24 70L25 69V66L27 65V67L26 68H33L34 66H35V64L33 63V62H31V61H29V58L25 61V63H23L24 61H23V56L22 57H19V53H18ZM22 51V50H21ZM23 51H25V50H23ZM29 51H31V50H29ZM33 51V50H32ZM72 51H74V50H72ZM76 51V50H75ZM74 51V52H75ZM115 51V50H114ZM152 51V50H151ZM224 51V50H223ZM20 52V51H19ZM37 52H38V50H37ZM77 52V51H76ZM98 52H101V51H98ZM225 52V51H224ZM5 53H6V51H5ZM7 53V54H8ZM35 53H36V51H35ZM105 53V52H104ZM106 53H107V51H106ZM2 54V53H1ZM6 54V55H7ZM76 54V53H75ZM96 54V53H95ZM251 54V53H250ZM5 55V54H4ZM29 55V54H28ZM31 55H33V53H31ZM35 55V54H34ZM33 55V56H34ZM38 55V54H37ZM36 55V56H37ZM41 55V54H40ZM105 55V54H104ZM248 55V54H247ZM36 56H34V57H36ZM42 56V55H41ZM48 56H49V54H48ZM107 56V55H106ZM234 56H233V58H234ZM32 57V56H31ZM46 57V56H45ZM51 57V56H50ZM81 57H83V56H81ZM98 57H100V56H98ZM98 57H96V59L98 58ZM108 57V56H107ZM106 57V58H107ZM252 57V58H253ZM23 58V59H22ZM40 58V57H39ZM79 58V57H78ZM221 58V57H220ZM2 59V58H1ZM35 59V58H34ZM33 59V60H34ZM81 59V58H80ZM99 59V58H98ZM260 59V60H259ZM20 60H22L23 62H21ZM32 60V61H33ZM103 60V59H102ZM113 60V59H112ZM78 61H79V63L80 62H82V59L81 60H77V63H78ZM97 61V60H96ZM100 61V60H99ZM110 61V60H109ZM226 61H227V59H226ZM35 62V61H34ZM37 62V61H36ZM42 62V61H41ZM66 62V61H65ZM90 62V61H89ZM139 62H144V61H139ZM50 63V62H49ZM85 63V62H84ZM94 63H96V62H94ZM94 63H92V64H94ZM104 63V62H103ZM106 63H108V60H107V62ZM42 64V63H41ZM50 64H52V63H50ZM56 64V63H55ZM54 64V65H55ZM61 64V63H60ZM59 64V65H60ZM71 64V63H70ZM75 64V63H74ZM223 64V63H222ZM239 64V63H238ZM29 65V66H28ZM45 65H47V64H45ZM104 65H105V63H104ZM107 65V64H106ZM126 65V64H125ZM94 66H95V64H94ZM109 66V65H108ZM117 66V65H116ZM115 66V67H116ZM130 66V65H129ZM22 67H24V68H22ZM37 67H40L39 65L37 66ZM36 67V68H37ZM47 67V66H46ZM80 67V66H79ZM85 67V66H84ZM86 67H88V66H86ZM133 67V66H132ZM35 68V67H34ZM33 68V69H34ZM59 68V67H58ZM75 68V67H74ZM83 68V67H82ZM106 67L105 66H98V64H97V66L94 68V71H95V73H96V71L97 70H99V69H105ZM143 68V69H142ZM210 68H212V77L210 78V80L208 79V83L206 82V81H204V82H202L201 80H203V76L202 75H200V74H204V73H201L200 71H204V69H206V70H209ZM238 68V67H237ZM52 69V68H51ZM77 69V68H76ZM80 69H81V67H80ZM30 70V69H29ZM28 70V71H29ZM36 70V69H35ZM41 70V69H40ZM194 70H195V73H198V74H196V75H198L197 77H196V75L195 76H193L194 74H193V72H194ZM235 70V69H234ZM233 70V71H234ZM54 71V70H53ZM75 71V70H74ZM73 71V72H74ZM82 71L83 70H80V72L82 73ZM87 71V70H86ZM33 73H34V71H32ZM39 72V71H38ZM77 72H79V70H77ZM76 72V73H77ZM79 72V73H80ZM110 72V71H109ZM215 72H217V73H215ZM237 72V71H236ZM67 73H69V71L67 72ZM80 73V74H81ZM104 73V72H103ZM225 73V74H226ZM29 74H30V72H29ZM53 74V73H52ZM58 74H59V72H58ZM228 74H227V76H228ZM234 74V73H233ZM249 74V75H250ZM31 75V74H30ZM62 75H63V73H62ZM75 75V74H74ZM78 75V74H77ZM76 75V76H77ZM224 75V74H223ZM230 75V78H231V76H233L232 74H229ZM29 76V75H28ZM34 76V75H33ZM49 76V75H48ZM54 76V75H53ZM82 76H83V74H82ZM86 75H84V77H85ZM88 76H90L91 77V75H88ZM115 76V77H116ZM171 77H172V75H170ZM226 76V75H225ZM30 77V76H29ZM50 77V76H49ZM58 77V76H57ZM60 77V76H59ZM64 77V76H63ZM68 78H66L67 80L69 79V76H67ZM77 77H79V76H77ZM77 77H73L74 79L76 78L77 79ZM109 77L110 78H114V75L112 76L111 75V73H110V75H109ZM207 77V76H206ZM209 77V76H208ZM229 77V76H228ZM253 77V76H252ZM32 78V77H31ZM34 78V77H33ZM33 78L31 79V80H33ZM53 78V77H52ZM71 78V77H70ZM89 78V77H88ZM87 78V79H88ZM173 78V77H172ZM224 78V77H223ZM230 78L229 79H224V81L225 80H227V81H229L230 80ZM233 78L235 79V77L233 76ZM245 78V79H244ZM43 79V78H42ZM64 79V78H63ZM65 79V80H66ZM75 79V80H76ZM86 79V78H85ZM84 79V82L86 81ZM97 79V78H96ZM177 79V78H176ZM237 79H235V80H237ZM251 79H253V78H251ZM30 80V79H29ZM30 80V81H31ZM35 80H37V76H35ZM66 80V81H67ZM72 80V79H71ZM92 79H90V81H91ZM172 79H170V81H171ZM246 80H250V79H246ZM254 80H255V78H254ZM260 80V79H259ZM264 80V79H263ZM11 81V80H10ZM9 81V82H10ZM15 81H13V83H16ZM23 81H24V79H23ZM26 81V80H25ZM27 81H28V79H27ZM40 82V80H37V83H36V85H37V87H39L38 86V84H39V82ZM178 81V80H177ZM262 81V80H261ZM259 82L260 83V89H264V85L262 84V82ZM43 82V81H42ZM42 82H40V83H42ZM47 82V81H46ZM74 81L72 80V83H73ZM78 82H80L79 83V85L81 84V81L79 80ZM83 82V83H84ZM117 82V81H116ZM226 82V81H225ZM234 82H229L228 84H229V89H230V91H231V96H230V99H229V101L227 102V106H228V104L230 105L229 107H227V108H230V114L228 115V113L225 111V106H221V108L220 107H217L218 108V110H220V111H218L217 113H214L212 116H208L207 115V117H208V119L206 120V121H202V120H198L199 119V117H200V115H201V111H200V108H199V104H197L198 103V101L199 100H201L202 99V97L198 94V95H193V97H192V95L190 94L191 92H186V90L184 91V89H183V91H182V89H181V91H182V93H180L181 91H180V89L179 88H177V89H179V91L180 92H176L174 95L176 96V95H178L179 97H177L178 98V101L180 100V102L178 103V108H175L174 109V105H173V108L171 109V108H169L168 107V105H167V101H168V98L166 97V95L165 94H163V95H161V92L162 91H160V96H157V97H153L152 95H151V91L149 92L148 91V94H150L151 96H150V98L157 104L156 106H159V112H157V114L159 115H164L165 114V116H167V119L165 118V120H168V122L170 123V125L171 126H173V128L176 130V132H177V134L178 135H180L181 133H183L184 134V132L185 131H187L186 129L187 128H190L191 127V124L193 123V122H196V126L195 127H193L194 129H197L199 132H204L203 134H204V136H202V137H206L207 136V132H210V131H223V133H222V135H223V139H222V141H226L227 143H225V144H231L232 143V141H234L233 143H235L236 141V139L238 140V144H237V146L236 147H232V148H230V149H232V152H234V154H237L239 151L241 152V155H244L245 153H246V151H247V149L252 145H254L253 147L255 148V145H256V142L255 143H253L251 140L252 139H255V137H260V138H264V110H262V111H258V109H256V107L257 106H255L254 107V109L251 111V112H249L248 111V109H247V104H246V102H242V104H245L244 106H243V108H244V112L242 113V114H239V113H234V112H237V111H234L233 110V107H234V105L236 104L235 102L236 101H238L239 99L241 100H243V99H245L244 97H243V95L244 94H242V96L240 95V94H238V92L234 89ZM247 82V81H246ZM249 82V81H248ZM254 82V81H253ZM256 82V81H255ZM254 82V83H255ZM7 83V82H6ZM13 83L12 82H10V85L12 86L13 85ZM27 83V82H26ZM51 83V82H50ZM53 83V82H52ZM64 83V82H63ZM67 83V85H69L68 83H71V81H68V82H66ZM97 83V82H96ZM100 83V82H99ZM123 83H121V84H123ZM161 83V82H160ZM165 83V82H164ZM172 83V82H171ZM204 83V84H203ZM223 83V82H222ZM227 83V82H226ZM257 83V82H256ZM259 83H258V85H259ZM9 84V83H8ZM42 84H46L44 87H43V89H48V85H52V84H48V83H42ZM42 84H41V86H42ZM48 84V85H47ZM59 85V83H56V85ZM61 85H63L62 83H60ZM90 84H92V83H90ZM106 83H104V85H105ZM149 84V85H148ZM166 84V83H165ZM227 84V85H228ZM250 84H251V82H250ZM262 84V85H261ZM22 85V84H21ZM36 85H34V87L36 86ZM56 85H54L53 87H55ZM61 85H60V87H61ZM72 86H70V88L71 87H73L74 88V84H71ZM78 85V84H77ZM77 85L75 86L77 89H75L73 92L74 93H72L71 91V95H70V93H69V86H62V90H64V87H66V91H62V90H58V91H56V90H54V89H56L57 87L59 88V86H56V88H54V89H51V90H44L43 92H42V94H41V92H39L40 94H41V96H40V94H39V97H40V99L38 100V101H36L35 100V102H37V104L34 106H31V107H29L28 108V112L26 113V114H24L23 115V117H21V116H19V117H16L15 119H13L12 120V118H11V116H10V119L13 121L12 122V124H13V126H14V128H16L17 130H18V132H20L21 133V136H23V135H27L28 137H29V140L27 139V141L25 140V142L23 141L22 143H20L21 145H20V151H19V155H18V157L16 158V159H14V157H15V154H14V157H13V152H11V151H16L17 149H14L13 150V147H11V146H16L15 145V143H14V140L15 139H13L11 136L12 135H10V133H8L9 135V137L12 139V144H11V146H10V148H6V153H5V155L7 156V158H6V161L8 162L7 164H8V166H10V172H9V170H8V172H7V169L5 170L7 173H9L10 175H11V177H14V174L16 173V171H22V174H23V171L26 173V174H24V175H30V173H31V170L33 171V170H35V168H31V170L29 169L30 167H29V163L31 162V160H30V155H29V148L30 147H32V146H34V147H32V150L35 148L36 150H37V152H38V154H39V156L40 157H43V160L45 159V158H48L50 161H52V162H56V160H55V157L53 158V156H58V155H62V154H64V153H62V150L60 151H58L56 148H55V144L57 145V144H59V143H61L62 141H63V139H64V136H65V132H63L64 131V129L62 130L61 129V127L59 128V129H61L62 130V132H60L59 130H58V128L56 127L57 126V124L58 123H63V125L65 124V121H64V119H59L58 120V116H55L56 118H57V122H55V120H54V122H51V121H53V119L52 120H49L48 118V114H47V110H46V108L47 107H45V105L43 104V103H46L47 104V102L49 103L50 101V103H52L53 102V105H52V107L54 108V110L55 109H57L56 111H58L61 107L59 106V105H61V102L62 103H64L63 101H61V99L62 98H65L66 99V101H67V104H65V107H66V105H67V107H69V108H73L74 107V109H75V107L77 108V110H78V116H80V112H81V110H82V108L84 107H82L81 108V102L83 101V102H86V98L85 99H83L84 98V95H83V98H82V93H81V88H83V86H79V87H77ZM99 85V84H98ZM103 85V86H104ZM176 85V84H175ZM233 85V86H232ZM240 85H242V84H240ZM17 86H19V85H17ZM16 86V87H17ZM27 86V85H26ZM29 86V85H28ZM30 86H32V85H30ZM29 86V87H30ZM48 86V87H47ZM91 86V85H90ZM174 86V85H173ZM191 86L189 87V88H191ZM198 86V85H197ZM225 86H226V84H225ZM232 86V87H231ZM244 86H246L245 84H244ZM252 86V85H251ZM6 87V86H5ZM34 87L32 86V88L34 89ZM52 87V88H53ZM67 87H68V89H67ZM163 87V86H162ZM178 87H179V85H178ZM200 87V86H199ZM209 87V86H208ZM243 87V86H242ZM253 87V86H252ZM2 88V87H1ZM0 88V102H1V100H3V98L5 97V96H3V95H5V92H4V89H1ZM10 88V87H9ZM13 88V87H12ZM12 88H10L11 90H12ZM24 88V87H23ZM40 88V87H39ZM38 88V90H40ZM57 88V89H58ZM171 88V87H170ZM201 88H203V86H201ZM206 88V87H205ZM14 89V88H13ZM19 89H21V90H23L22 88H21V86H20V88ZM18 89V90H19ZM30 89H31V87H30ZM35 89H36V87H35ZM42 89V87H41V90L40 91H42L43 90ZM83 89H85V85H84V88ZM108 89H109V87H108ZM131 89V88H130ZM138 89V88H137ZM167 89H169V88H167ZM242 89H245V88H242ZM9 90V89H8ZM7 90V91H8ZM14 90H16V92H17V88L16 89H14ZM67 90H68V92H67ZM132 90V89H131ZM130 90V91H131ZM173 90V89H172ZM190 90V89H189ZM250 90V89H249ZM248 90V91H249ZM13 91V90H12ZM26 91V90H25ZM111 91V90H110ZM126 91V90H125ZM142 91V92H143ZM193 91H195L194 90V88H193ZM197 91H199V89L197 90ZM220 91V90H219ZM247 91V90H246ZM246 91H244L245 93H246ZM253 91H254V87H253ZM14 92V91H13ZM15 92V93H16ZM32 92H34V93H36V90H34V91H32ZM31 92V93H32ZM143 92V93H144ZM166 92V91H165ZM256 92V91H255ZM87 93H89V92H87ZM94 93V92H93ZM166 93H168V92H166ZM229 93V92H228ZM241 93V92H240ZM251 93H252V91H251ZM258 93V92H257ZM264 93V92H263ZM9 94H10V92H9ZM17 94H19V92L17 93ZM28 94H30V92L28 93ZM36 94H38V93H36ZM84 94V93H83ZM90 94V93H89ZM95 94V93H94ZM98 94V93H97ZM96 94V95H97ZM133 94V93H132ZM225 94V93H224ZM258 94H260V92L258 93ZM8 95V94H7ZM20 95H21V93H20ZM31 95V94H30ZM33 93H32V100H34V97H33ZM85 95H86V92H85ZM110 95V94H109ZM155 95V94H154ZM26 96V98H27V94L25 95ZM93 96H95V95H93ZM130 96V95H129ZM132 96V95H131ZM147 96V95H146ZM261 96V95H260ZM6 97H9L10 98V96L8 95V96H6ZM69 97H70V100L72 99L73 100V103L71 102L70 103V100H68L69 99ZM137 97V96H136ZM148 97V96H147ZM170 97V96H169ZM174 97V96H173ZM208 97V96H207ZM210 97V96H209ZM251 97V96H250ZM20 98H21V96H20ZM24 97H22L21 99L23 100V101H25L24 99H23ZM30 98V97H29ZM92 98V97H91ZM107 98H109L108 96H107ZM106 98V99H107ZM112 98V97H111ZM177 98H175L176 100H177ZM262 98V97H261ZM5 99V98H4ZM13 99H15V98H13ZM94 99V98H93ZM96 99V98H95ZM174 99V100H175ZM247 99V98H246ZM256 99H258V98H256ZM263 99V98H262ZM16 100V99H15ZM19 100V99H18ZM64 100V99H63ZM77 100H79L78 102H79V106L77 105V103H76V101ZM101 100V98H99V101ZM170 100H172V99H170ZM252 100V99H251ZM13 101V100H12ZM20 101V100H19ZM27 101H28V99H27ZM27 101H25V102H27ZM65 101V102H66ZM88 101H90V100H88ZM87 101V102H88ZM102 101V100H101ZM153 101H152V103H153ZM203 101H206V100H203ZM253 101V100H252ZM251 101V102H252ZM263 101H264V99H263ZM3 102H4V100H3ZM2 102V103H3ZM6 102H8V101H6ZM22 102V101H21ZM25 102H23V103H25ZM29 102V101H28ZM27 102V103H28ZM34 102V101H33ZM143 102H144V100H143ZM177 102V101H176ZM175 102V104L177 105V103ZM219 102V101H218ZM15 103V102H14ZM116 103V102H115ZM263 103L264 102H262V105H263ZM11 104H12V102H11ZM83 104V103H82ZM87 104V103H86ZM117 104V103H116ZM154 104V103H153ZM173 104V103H172ZM6 105V104H5ZM13 105V104H12ZM20 105H21V103H20ZM25 105H27V104H25ZM107 105V104H106ZM122 105V104H121ZM170 105V104H169ZM29 106V105H28ZM49 106V105H48ZM60 107V108H56V107ZM95 106V105H94ZM124 106V105H123ZM151 106V105H150ZM261 106V105H260ZM0 107H1V105H0ZM6 107V106H5ZM18 107H20L19 106V104H18V106H17V109H18ZM110 107V106H109ZM108 107V108H109ZM154 107V106H153ZM211 107V106H210ZM224 107V108H223ZM242 107V106H241ZM262 107V106H261ZM1 108H3V105H2V107ZM7 108V107H6ZM6 108L5 109H2V110H6ZM15 107L13 106V108H11L12 110L14 109ZM23 105H22V107H21V109H20V111H18L19 112V114L20 113H25L24 111H23ZM26 108V107H25ZM24 108V109H25ZM52 108V109H53ZM86 108V107H85ZM88 108H90V107H88ZM88 108H86L87 110L86 111H88L89 109ZM119 108V107H118ZM127 108V107H126ZM135 108V107H134ZM141 108V107H140ZM260 108V107H259ZM16 109V110H17ZM27 109V108H26ZM25 109V110H26ZM62 109V108H61ZM64 109V108H63ZM63 109H62V111H63ZM74 109H70V111H72V112H74L75 113V111H74ZM116 109V108H115ZM129 109V108H128ZM131 109V108H130ZM151 109V108H150ZM153 109V108H152ZM156 109V108H155ZM206 109V108H205ZM239 109V108H238ZM238 109H236V110H238ZM242 109V108H241ZM11 110V111H12ZM51 111V113H54L55 111ZM77 110H76V113H77ZM127 110V109H126ZM136 110V109H135ZM141 110H142V108H141ZM144 110V109H143ZM1 111V110H0ZM8 111V110H7ZM22 111V112H21ZM61 111V112H62ZM65 111V110H64ZM64 111H63V113H62V115L63 114H68V112L67 113H64ZM97 111H99V109H97ZM116 111V110H115ZM114 111V112H115ZM118 111H119V109H118ZM122 110L120 109V112H121ZM59 112V111H58ZM60 112V113H61ZM84 112V111H83ZM113 112V111H112ZM127 112V111H126ZM205 112H207V111H205ZM1 113V112H0ZM3 113H5L4 111H3ZM8 112H6V114H7ZM10 113V112H9ZM75 113V114H76ZM98 113V112H97ZM100 113V112H99ZM102 113V112H101ZM110 113V112H109ZM204 113V112H203ZM14 114V113H13ZM117 114V113H116ZM206 114V113H205ZM208 114H209V111H208ZM3 115V114H2ZM49 115H51L50 113H49ZM53 115H57V114H53ZM74 115V114H73ZM82 115H84L83 113H82ZM99 115H101V114H99ZM122 115H124L123 113H122ZM9 116V115H8ZM8 116L6 115V117H7V120H8ZM68 116V115H67ZM69 116H70V114H69ZM75 116V115H74ZM145 116V115H144ZM150 116V115H149ZM162 116H161V118H162ZM203 116V115H202ZM51 117H52V115H51ZM63 117H66V116H63ZM100 117V116H99ZM158 117V116H157ZM160 117V116H159ZM53 118V117H52ZM68 118V117H67ZM78 118V117H77ZM82 118V117H81ZM96 118V117H95ZM94 118V119H95ZM97 118H98V116H97ZM121 118H122V116H121ZM135 118V117H134ZM4 120H5V117L3 118ZM3 119H1V120H3ZM76 119V118H75ZM79 119H80V117H79ZM83 119V118H82ZM87 119V118H86ZM116 119V118H115ZM115 119H111L110 121L113 123L114 122V125H115V122L117 121V120H115ZM125 119H126V117H125ZM124 118H123V120H124V122H126V120H125ZM141 119V118H140ZM148 119V118H147ZM164 119V118H163ZM202 119V118H201ZM204 119H206V117L204 118ZM6 120V121H7ZM99 120V119H98ZM123 120L121 121L122 123H123ZM129 120V119H128ZM5 121V122H6ZM75 121H77V120H75ZM85 121V120H84ZM90 122H91V120H89ZM120 121V120H119ZM131 121V120H130ZM1 122V121H0ZM9 122V121H8ZM77 122H79V124H80V128H82V127H84V124H82L83 122L82 121H77ZM86 122V121H85ZM93 122H95V124H96V122L97 121H93ZM100 122V121H99ZM2 123V122H1ZM0 123V124H1ZM4 123V122H3ZM74 123V122H73ZM105 123V122H104ZM140 123V122H139ZM75 124V123H74ZM87 124V123H86ZM89 124V123H88ZM91 124H92V122H91ZM94 124V123H93ZM124 124V123H123ZM128 124H130V123H128ZM127 124V125H128ZM133 124V123H132ZM142 124V123H141ZM97 125V124H96ZM109 125V124H108ZM113 125V124H112ZM65 126V125H64ZM70 126V125H69ZM72 126V125H71ZM93 126V125H92ZM10 127V126H9ZM75 127V126H74ZM74 127H73V129H74ZM87 127V126H86ZM99 127V126H98ZM3 128H4V126H3ZM79 128V127H78ZM77 128V129H78ZM68 129H70V127L68 128ZM85 129V128H84ZM93 129V128H92ZM95 129V128H94ZM6 130H7V128H6ZM10 129H8V131H9ZM71 130H72V127H71ZM80 130V129H79ZM82 130V129H81ZM115 130V129H114ZM135 130V129H134ZM134 130H132L131 131V133L134 131ZM137 130V129H136ZM190 130H192V128H190ZM196 130V131H197ZM240 130H242L243 132H245L244 134H246V133H248L247 135H242V136H240V137H238L239 135H240ZM16 131V130H15ZM74 132H76L75 131V129L73 130ZM84 131V130H83ZM91 130H89V132H90ZM11 132H13V131H11ZM84 132H86V131H84ZM94 132V131H93ZM130 132V131H129ZM147 132V131H146ZM189 132H191V131H189ZM189 132H187V133H189ZM2 133V132H1ZM3 133H5V132H3ZM2 133V134H3ZM78 133V132H77ZM126 133V132H125ZM130 133V134H131ZM135 133V132H134ZM134 133H133V135H134ZM137 133V132H136ZM186 133V132H185ZM192 133V132H191ZM190 133V134H191ZM193 133H194V131H193ZM12 134H14V132L12 133ZM17 134V133H16ZM74 134H76V133H74ZM74 134L72 135V136H74ZM79 134V133H78ZM85 134V133H84ZM83 134V135H84ZM115 134V133H114ZM147 134H149L150 135V132L149 133H147ZM172 134V133H171ZM190 134L188 135L189 137H191L190 136ZM242 134V133H241ZM17 135H20V134H17ZM38 135H41V138H42V144L41 143H39L40 141H36V137L38 136ZM82 135V134H81ZM81 135L79 136V137H81ZM126 135V134H125ZM159 135H160V133H159ZM3 136V135H2ZM8 136L6 137L7 139H9L8 138ZM20 136V137H21ZM68 136V135H67ZM70 136V135H69ZM131 136V135H130ZM165 136V135H164ZM167 136V135H166ZM194 136V135H193ZM199 136V135H198ZM16 137V136H15ZM14 137V138H15ZM127 137H129V136H127ZM140 137V136H139ZM168 137H170L171 138V136H168ZM176 137V136H175ZM188 137V138H189ZM225 137V138H224ZM3 138V137H2ZM19 138V137H18ZM27 137H25V139H26ZM32 138H34L35 139V141H34V139L32 140ZM39 138V137H38ZM91 138V137H90ZM161 138H163V137H161ZM177 138V137H176ZM175 138V139H176ZM212 138V137H211ZM213 138H215V137H213ZM66 139H67V137H66ZM73 139V138H72ZM72 139H70V137H69V140H72ZM82 139V138H81ZM96 139V138H95ZM118 139V138H117ZM128 138H126V140H127ZM151 139V138H150ZM178 139V138H177ZM193 139V138H192ZM192 139H190V140H192ZM195 139V138H194ZM5 140V139H4ZM65 140V139H64ZM77 141H78V139H76ZM129 140H131V138L129 137ZM129 140H128V142H129ZM138 140H139V138H138ZM168 140V139H167ZM213 140V139H212ZM216 140V139H215ZM6 141V140H5ZM32 141H34L35 143H39L38 145L37 144H34L33 145V142ZM76 141V142H77ZM123 141V140H122ZM156 141H157V139H156ZM204 142H205V140H203ZM207 141V140H206ZM224 141V142H225ZM255 141H257V140H255ZM6 142H8L9 144H10V141L9 140H7ZM16 142V141H15ZM19 142V141H18ZM32 142V143H31ZM63 142H65V141H63ZM69 142V141H68ZM67 142V143H68ZM73 142H75V140H73ZM121 142V141H120ZM212 142V141H211ZM217 142V141H216ZM130 143V142H129ZM131 143H132V141H131ZM130 143V144H131ZM237 143V142H236ZM236 143H235V145H236ZM30 144H32L31 146H30ZM73 144V143H72ZM74 144H76V143H74ZM145 144V143H144ZM154 144V143H153ZM2 145V144H1ZM60 145V144H59ZM67 145V144H66ZM77 145H78V143H77ZM93 145V144H92ZM137 145H138V143H137ZM136 145V146H137ZM140 145H141V143H140ZM258 145H260V144H258ZM36 146V147H35ZM74 147H75V145H73ZM79 146V145H78ZM118 146V145H117ZM125 146V145H124ZM124 146H123V149H124ZM162 146V145H161ZM228 146V145H227ZM230 146V145H229ZM228 146V147H229ZM232 146V145H231ZM230 146V147H231ZM234 146V145H233ZM257 146V145H256ZM56 147H58V145L56 146ZM65 147H67V146H65ZM122 147V146H121ZM141 147V146H140ZM139 147V148H140ZM18 148H19V146H18ZM77 148V147H76ZM102 148H103V146H102ZM109 147H107V149H108ZM129 148V147H128ZM138 148V147H137ZM147 148V147H146ZM156 148V147H155ZM251 148V147H250ZM253 148V149H254ZM263 148H264V146H263ZM65 149V148H64ZM78 149H81L80 147H78ZM122 149V148H121ZM123 149L122 150H119V151H123ZM130 149V148H129ZM212 149V148H211ZM211 149H209V150H211ZM215 149V148H214ZM230 149H228L227 147H221L219 150L217 149V155H214L215 157H214V159H213V161H215L214 162V164H216V168L217 169H222V167H225L226 166V159H228L227 161L229 162V159L230 158H228V152H229V150ZM257 148H255V150H256ZM0 150H1V148H0ZM71 150H73V148L71 149ZM94 150V149H93ZM93 150H92V152H93ZM99 150V149H98ZM114 150V149H113ZM137 150H139V149H137ZM252 150V149H251ZM254 150V151H255ZM63 151H65V150H63ZM86 151V150H85ZM231 151V150H230ZM253 151V152H254ZM257 151V150H256ZM255 151V152H256ZM1 152V151H0ZM90 152V151H89ZM147 152V151H146ZM210 152H213L214 153V150L213 151H210ZM249 152H250V150H249ZM30 153H32V151L30 152ZM97 153V152H96ZM99 153V152H98ZM100 153H102V152H100ZM121 153V152H120ZM248 153V152H247ZM247 153H246V155H247ZM257 153V152H256ZM1 154V153H0ZM71 154V153H70ZM88 154V153H87ZM107 154V153H106ZM112 154H117V153H112ZM131 154V153H130ZM230 154V153H229ZM258 154V153H257ZM260 154V153H259ZM79 155V154H78ZM35 156H36V154H35ZM64 156V155H63ZM72 156V155H71ZM80 156H81V154H80ZM85 156V155H84ZM84 156H81V158L82 157H84ZM90 156V155H89ZM98 156V155H97ZM110 156H111V154H110ZM115 156V155H114ZM238 156V155H237ZM250 156V155H249ZM262 156H264V154L262 155ZM38 157V156H37ZM36 157V158H37ZM87 157V156H86ZM101 157V156H100ZM112 157V156H111ZM110 157V158H111ZM116 157V156H115ZM122 157V156H121ZM121 157H119L120 158V161H119V170H117V171H115L114 172V182H118V183H124V184H128V183H125L124 182V179H123V177H122V174H124V172H126L125 171V169H126V167H128V165L130 164L129 162H125V160L123 159V158H121ZM139 157H141V156H139ZM233 157V156H232ZM235 157H236V155H235ZM234 157V158H235ZM243 157H245V156H242V160L244 159ZM256 157H257V155H256ZM3 158V157H2ZM66 158V157H65ZM64 158V159H65ZM79 158V157H78ZM89 158V157H88ZM87 158V159H88ZM109 158V159H110ZM114 158V157H113ZM128 158H131V157H128ZM132 158H134V161H135V157L133 156ZM142 158V157H141ZM145 158V157H144ZM144 158H142L143 160H144ZM186 158V157H185ZM206 158H208L207 156H206ZM233 158V159H234ZM40 159H42V158H40ZM39 159V160H40ZM75 159V158H74ZM77 159V158H76ZM90 159V158H89ZM109 159H108V161H109ZM112 159V158H111ZM110 159V160H111ZM141 159V160H142ZM187 159V158H186ZM29 160H30V162H29ZM37 161H38V159H36ZM47 160V159H46ZM66 160V159H65ZM68 160H70V159H68ZM127 160H130V159H127ZM132 160V159H131ZM208 160H209V158H208ZM235 160V159H234ZM245 160V159H244ZM32 161H34V159H32ZM71 161V160H70ZM84 161V160H83ZM87 161V160H86ZM180 161V160H179ZM205 161H207V160H205ZM204 161V162H205ZM239 161V160H238ZM263 161H264V159H263ZM44 162V161H43ZM45 162H47V164H48V161H45ZM51 162V163H52ZM208 162V161H207ZM240 162V161H239ZM238 162V163H239ZM243 161H241V163H242ZM33 163V162H32ZM31 163V164H32ZM39 163H41V161L39 162ZM50 163V164H51ZM79 163H81L80 162V160H79V162H78V164ZM85 163V162H84ZM238 163H237V165H238ZM241 163H239V164H241ZM244 163V162H243ZM1 164V163H0ZM6 163L4 164V165H7ZM71 164V163H70ZM94 164H95V161H94ZM233 164V163H232ZM34 165V164H33ZM42 165H43V163H42ZM52 165V164H51ZM83 165V164H82ZM87 165V164H86ZM179 165V164H178ZM181 165H183V164H181ZM228 165V164H227ZM231 165V164H230ZM41 166V165H40ZM53 166H54V163H53ZM59 166V165H58ZM61 166V165H60ZM75 167H76V165H74ZM140 166V165H139ZM138 166V167H139ZM145 166V165H144ZM207 166V165H206ZM229 166V165H228ZM259 166V165H258ZM2 166L0 165V168H1ZM33 167V166H32ZM55 167H56V165H55ZM130 167H132V166H130ZM189 167V166H188ZM208 167H209V165H208ZM210 167H211V164H210ZM231 167V166H230ZM241 167V166H240ZM260 167V166H259ZM262 167H263V165H262ZM261 167V168H262ZM3 168H5V166L3 167ZM59 168V167H58ZM77 168V167H76ZM79 168V167H78ZM80 168H81V165H80ZM87 168V167H86ZM85 168V169H86ZM89 168V167H88ZM91 168V167H90ZM185 168H187V167H185ZM242 168V167H241ZM240 168V169H241ZM244 168V167H243ZM260 168V169H261ZM81 169H84V168H81ZM98 170H99V168H97ZM140 169V168H139ZM188 169V168H187ZM211 169V168H210ZM209 169V170H210ZM214 169H215V166H214ZM225 169V168H224ZM227 169H229V168H227ZM44 170V169H43ZM51 171H52V169H50ZM55 170V169H54ZM77 170H79V169H77ZM95 170H96V168H95ZM103 170V169H102ZM192 170V169H191ZM206 170V169H205ZM216 170V169H215ZM214 170V171H215ZM243 170V169H242ZM255 170V169H254ZM4 171V170H3ZM39 171V170H38ZM45 172H46V170H44ZM57 171V170H56ZM82 171V170H81ZM135 171H137L136 169H135ZM135 171H133V172H135ZM140 171V170H139ZM154 171V170H153ZM211 171H212V169H211ZM236 171V170H235ZM256 171V170H255ZM35 173H32L33 174V177H35V180H39V179H37V176H38V174H37V172H36V170L34 171ZM40 172V171H39ZM38 172V173H39ZM42 172V171H41ZM48 172H50V171H48L47 170V172L46 173H48ZM94 172V171H93ZM97 172V171H96ZM184 172V171H183ZM239 172V171H238ZM258 172V171H257ZM2 173V171L0 172V174ZM5 173V172H4ZM17 173H19V172H17ZM61 173V172H60ZM59 173V175H61ZM64 173V172H63ZM85 173V172H84ZM128 173V172H127ZM136 173V172H135ZM138 173V172H137ZM142 173V172H141ZM20 174V173H19ZM40 174V173H39ZM57 174H58V172H57ZM66 173H64V175H65ZM89 177H90V174L92 175V173H90V174H88V172L86 173ZM215 174H217V173H215ZM219 174V173H218ZM217 174V175H218ZM249 174V173H248ZM2 175V174H1ZM7 175L8 174H6V176H5V174H4V178L6 179V177H7ZM34 175H36V176H34ZM45 175H48V174H44V176ZM79 175H80V173H79ZM81 175H83V172H82V174ZM99 175V174H98ZM131 175V174H130ZM129 175V176H130ZM139 175V174H138ZM137 175V176H138ZM239 175V174H238ZM241 175V174H240ZM252 175H254V174H252ZM251 175V176H252ZM40 176V175H39ZM41 176H42V173H41ZM70 176H71V174H70ZM102 176V175H101ZM124 176V175H123ZM128 176V175H127ZM135 176V175H134ZM150 176V175H149ZM215 176V175H214ZM219 176H220V174H219ZM248 175H246V177H247ZM258 176V175H257ZM1 177V176H0ZM22 177H24L23 175H22ZM32 177V178H33ZM60 177V178H59ZM58 177V180L56 181V183L59 181V180H63L64 178H62L61 176H59ZM142 177H143V174H142ZM151 177H152V175H151ZM150 177V178H151ZM217 177V176H216ZM260 177V176H259ZM19 179L21 178V177H18ZM25 179H27L26 177H24ZM31 178V179H32ZM38 178H41V177H38ZM42 178H44V177H42ZM90 178H92V177H90ZM131 178V177H130ZM144 178H146V176H144ZM209 178V177H208ZM241 178V177H240ZM240 178H239V180H240ZM253 178V177H252ZM254 178H256V176H254ZM2 179V178H1ZM5 179H3V180H5ZM8 179V178H7ZM16 179V178H15ZM23 179V178H22ZM25 179H23V180H25ZM34 179V178H33ZM32 179V180H33ZM92 179H94V177L92 178ZM92 179H90V180H92ZM128 179V178H127ZM139 179V178H138ZM153 178H151V180H152ZM183 179V178H182ZM185 179V178H184ZM188 179V178H187ZM12 180H14V179H12ZM21 180V179H20ZM31 180V181H32ZM34 180V181H35ZM41 180V179H40ZM45 181H46V179H44ZM69 180V179H68ZM73 180V179H72ZM79 180V179H78ZM211 180V179H210ZM247 180H248V177H247ZM247 180H246V182H247ZM256 180V179H255ZM10 181V180H9ZM17 181V180H16ZM22 181V180H21ZM27 181V180H26ZM44 181V182H45ZM97 181V180H96ZM140 181H142V183H144L143 182V180H141L140 179ZM198 181V180H197ZM219 182H220V180H218ZM243 181V180H242ZM241 181V182H242ZM259 181V180H258ZM4 182V181H3ZM5 182H6V180H5ZM10 182H12V181H10ZM19 182V181H18ZM30 182V181H29ZM33 182V181H32ZM44 182H43V184H44ZM53 182H55V181H53ZM64 180H63V184H64ZM69 182H71V181H69ZM91 182H93L94 183V181H91ZM132 182V181H131ZM152 182L155 184L156 182L154 181V179L152 180ZM152 182H150L151 183V185H153V183ZM158 182V181H157ZM185 182V181H184ZM184 182H182V183H184ZM195 182H196V180H195ZM245 182V183H246ZM14 183V182H13ZM13 183H11V184H13ZM24 183V182H23ZM26 183V182H25ZM40 183V182H39ZM41 183H42V181H41ZM52 183V182H51ZM61 184V185H63L62 184V181L61 182H58V184ZM71 183H73V182H71ZM70 183V184H71ZM100 183V182H99ZM149 183V184H150ZM216 183V182H215ZM221 183L223 184V180H222V178H221ZM256 183V182H255ZM254 183V184H255ZM263 183V182H262ZM9 184V183H8ZM17 184H19V183H17ZM35 184V183H34ZM36 184H37V182H36ZM35 184V185H36ZM69 184V183H68ZM68 184H66L67 186H68ZM129 184H131L130 182H129ZM128 184V185H129ZM156 184H158V183H156ZM226 184H227V182H226ZM253 184V185H254ZM21 185V184H20ZM29 185V184H28ZM45 185V186H44ZM43 186L44 187H46V182H45V184H44ZM55 185L56 184H54L53 186L55 187ZM65 185V184H64ZM72 185V187L71 186H69V187H67V189L68 188H70L71 190H73L74 191V188H75V190L77 191L78 189H76V187H75V184H71ZM79 185V184H78ZM93 185V184H92ZM95 185V184H94ZM144 185H145V183H144ZM214 185V184H213ZM247 185H249V184H247ZM256 185V184H255ZM254 185V187H256V186H259V185H256L255 186ZM14 186H16V185H14ZM18 186V185H17ZM26 186V185H25ZM30 186V185H29ZM47 186H49V183H48V185ZM53 186H52V188H53ZM80 186V185H79ZM99 186L100 187H103V186H101L100 184H99ZM227 186V185H226ZM4 187V186H3ZM34 187V186H33ZM40 187V186H39ZM74 187V188H73ZM78 187V186H77ZM82 187H84V186H82ZM112 187H113V185H112ZM127 187V186H126ZM132 187V188H131ZM141 187H143V186H141ZM228 187V186H227ZM247 187H250V186H247ZM5 188V187H4ZM24 188V187H23ZM27 188V187H26ZM36 188V187H35ZM49 188V187H48ZM47 188V189H48ZM58 188H60L59 187V185H58ZM57 187H56V189H58ZM124 188H125V186H124ZM149 188V187H148ZM157 188V187H156ZM251 188V187H250ZM22 189V188H21ZM37 189V188H36ZM56 189H53V190H55V192L57 191ZM63 189V188H62ZM67 189H65V192L67 191ZM230 189V188H229ZM233 189V188H232ZM242 189V188H241ZM249 189V188H248ZM248 189H246V190H248ZM261 189H264L263 187L261 188ZM261 189H260V191H261ZM0 190H2V189H0ZM44 190V189H43ZM49 190V189H48ZM52 190V189H51ZM51 190H50V192H51ZM69 190V189H68ZM80 190V189H79ZM94 190H95V188H94ZM111 190V189H110ZM243 190V189H242ZM245 190V191H246ZM257 190H259V187H258V189ZM25 191H26V189H25ZM42 191V190H41ZM60 191H61V188H60ZM63 192H64V189L62 190ZM73 191H72V193H73ZM81 191V190H80ZM100 191V190H99ZM123 191V190H122ZM126 191H127V193L126 194H128L129 196H133V197H135V199H141V197L143 196V192L142 191H144V190H140V188H139V184H134V185H130V189H126ZM249 191V190H248ZM18 192V191H17ZM39 192V191H38ZM49 192V191H48ZM82 192V191H81ZM80 192V193H81ZM96 192V191H95ZM105 192V191H104ZM33 193H35V190H34V192ZM40 193H42V192H40ZM47 193V192H46ZM122 193V192H121ZM263 193V192H262ZM18 194V193H17ZM25 194V193H24ZM32 194V193H31ZM39 194V193H38ZM50 194H52V195H54V193H50ZM57 193H55V196H56V198H57V195H56ZM64 194V193H63ZM63 194H62V196H63ZM77 194H78V192H77ZM82 194H84V193H82ZM126 194H125V196H126ZM259 194V193H258ZM13 195V194H12ZM65 195V194H64ZM105 195V194H104ZM120 195V194H119ZM156 196H157V194H155ZM16 196V195H15ZM14 196V197H15ZM35 196V195H34ZM42 195H40V199L42 198L41 197ZM47 196V195H46ZM51 196V195H50ZM68 196V195H67ZM101 196V195H100ZM122 196V195H121ZM120 196V197H121ZM125 196L123 197V198H125ZM264 196V195H263ZM262 196V197H263ZM7 197H9V195L7 196ZM12 197V196H11ZM52 197V200H53V198H54V196H51ZM59 197H61L60 196V194H59ZM64 197H66V196H64ZM106 197V196H105ZM104 196H103V198L104 199H107V198H105ZM148 197V196H147ZM146 197V198H147ZM162 197V196H161ZM16 198V197H15ZM50 198V197H49ZM62 198V197H61ZM70 198V197H69ZM109 198V197H108ZM113 198V197H112ZM128 198V197H127ZM150 198V197H149ZM156 198V197H155ZM158 198V197H157ZM264 198V197H263ZM66 199V198H65ZM72 199V198H71ZM256 199H257V197H256ZM16 200H17V198H16ZM35 200V199H34ZM47 200V199H46ZM60 200H63V199H60ZM118 200V199H117ZM120 200V199H119ZM121 200H124V199H121ZM120 200V201H121ZM128 200V199H127ZM149 200V199H148ZM158 200V199H157ZM7 201L10 203V200H8L7 199ZM43 201V199L41 200V202ZM54 201V200H53ZM81 201V200H80ZM107 201V200H106ZM114 201V200H113ZM124 201H126V198H125V200ZM162 201V200H161ZM160 201V202H161ZM255 201H257V200H255ZM8 202H7V204H8ZM11 202H13V199L11 200ZM36 202V201H35ZM34 202V203H35ZM38 202V201H37ZM45 202V201H44ZM51 202V201H50ZM58 201H57V199H56V203H57ZM107 202H109V201H107ZM127 202V201H126ZM133 202V201H132ZM151 202V201H150ZM149 202V203H150ZM263 202V204H264V200L262 201ZM2 203V202H1ZM40 203V202H39ZM47 203H48V201H47ZM47 203H44V204H47ZM52 203H55V202H52ZM101 203V202H100ZM124 203V202H123ZM152 203V202H151ZM254 203V202H253ZM5 204H6V202H5ZM38 203H36V205H37ZM41 204V203H40ZM39 204V205H40ZM43 204V205H44ZM98 204V203H97ZM116 204V203H115ZM121 204V203H120ZM125 204H127V203H125ZM139 204V203H138ZM137 204V205H138ZM147 204V203H146ZM166 204V203H165ZM11 205V204H10ZM34 205V204H33ZM43 205H42V208H43ZM98 205H100V204H98ZM119 205V204H118ZM135 205V204H134ZM140 205V204H139ZM138 205V206H139ZM213 205V204H212ZM4 206V205H3ZM8 206V205H7ZM38 206V205H37ZM49 206H50V204H49ZM64 205H61V206H59V208H61L62 209V207H63ZM126 206V205H125ZM158 206H160V205H158ZM69 207V206H68ZM117 207H120V205L119 206H117ZM143 207H144V205H143ZM214 207V206H213ZM213 207L211 208V207H209V209L211 208V209H213ZM261 207V206H260ZM264 207V206H263ZM1 208H2V206H1ZM5 208V207H4ZM3 208V209H4ZM8 208V207H7ZM11 208V207H10ZM12 208H13V205H12ZM41 208V207H40ZM64 208V207H63ZM65 208H66V206H65ZM104 208H106V207H104ZM128 208V207H127ZM137 208H139V207H137ZM137 208H135V210H137ZM141 208V207H140ZM147 208V207H146ZM156 208V207H155ZM161 208V207H160ZM194 208H196V207H194ZM245 208V207H244ZM14 209V208H13ZM12 209V210H13ZM32 209V208H31ZM49 209H50V207H49ZM56 209H58V208H56ZM60 209V210H61ZM123 209V208H122ZM125 209V208H124ZM148 209V208H147ZM178 209V208H177ZM205 209V208H204ZM203 208H201V210H204ZM260 209V208H259ZM34 210V209H33ZM43 209H40V212L42 211ZM54 210V209H53ZM128 210H130V209H128ZM132 210V209H131ZM134 210V209H133ZM145 210V209H144ZM148 210H151V208H149ZM160 210V209H159ZM200 210V212H202ZM206 210L207 209H205V212H203V213H206ZM216 210V209H215ZM214 210V212H216ZM242 210V209H241ZM244 210V209H243ZM14 211V210H13ZM35 211V210H34ZM56 211V212H55ZM54 212H55V214H57V215H59V213H60V211H59V209H58V211L57 210H55ZM72 211V210H71ZM70 211V212H71ZM112 211V210H111ZM114 211V210H113ZM127 211V210H126ZM139 211H141V210H139ZM147 211V210H146ZM164 211H165V209H164ZM211 211V210H210ZM209 211V212H210ZM240 211V210H239ZM7 212V211H6ZM11 212V211H10ZM9 212V213H10ZM33 212V211H32ZM32 212H31V214H32ZM43 213H44V211H42ZM41 212V213H42ZM47 213L49 212V211H46ZM44 213V215L45 214H47V213ZM50 212H52V210L50 211ZM49 212V214L51 215V213ZM109 212V211H108ZM116 212V211H115ZM131 212V211H130ZM148 212V211H147ZM153 212V211H152ZM179 212V211H178ZM213 212V213H214ZM241 212V211H240ZM245 212V211H244ZM264 212V211H263ZM8 213V212H7ZM8 213V214H9ZM133 213H134V211H133ZM137 213H138V210H137ZM246 213V212H245ZM249 213V212H248ZM4 214V213H3ZM11 214V213H10ZM17 214V213H16ZM38 214V216H39V218L40 219H38L37 220V222L39 221V220H42V218L40 217V215H39V213H37ZM36 214V215H37ZM54 213H52V215H53ZM74 214V213H73ZM119 214V213H118ZM127 214V213H126ZM135 214H136V211H135ZM197 214V213H196ZM200 215H201V213H199ZM264 214V213H263ZM33 215V214H32ZM34 215H35V212H34ZM51 215V216H52ZM60 215H62V214H60ZM59 215V216H60ZM69 215V214H68ZM67 215V216H68ZM75 215V214H74ZM73 215V216H74ZM138 215V214H137ZM190 215H192L191 213H190ZM211 215H212V212H211ZM17 216V215H16ZM18 216H19V214H18ZM23 216H25V215H23ZM50 216V217H51ZM59 216H58V218H59ZM70 216L71 215H69V218H70ZM131 216V215H130ZM147 216V215H146ZM173 216V215H172ZM176 216H177V214H176ZM206 216H208V215H206ZM3 217V216H2ZM7 217V216H6ZM5 217V218H6ZM37 217V216H36ZM45 217V216H44ZM47 217V216H46ZM61 217V216H60ZM72 217V216H71ZM76 217V216H75ZM143 217V216H142ZM188 217V216H187ZM197 217V216H196ZM203 217H205V216H203ZM210 218H211V216H209ZM243 221H242V234H243V236H241L242 237V242H241V252H245L244 254L245 255H248V252H264V230H262L261 228H259L258 227V224H257V228H254V229H252V225H253V221L251 220V218H246L247 216L245 215V214H243ZM253 217V216H252ZM15 218V217H14ZM25 218V217H24ZM31 218V216L29 217V219ZM55 220L57 219V216L55 217V215H54V217H53ZM64 218H65V216H64ZM105 218V217H104ZM126 217H124V219H125ZM139 218H140V216H139ZM147 218V217H146ZM155 218V217H154ZM213 218V217H212ZM211 218V219H212ZM2 219V218H1ZM8 219V218H7ZM13 219V218H12ZM37 219V218H36ZM47 220V218H44V220ZM51 219V218H50ZM62 219H63V217H62ZM107 218H105V220H106ZM143 219V218H142ZM141 219V220H142ZM183 219V218H182ZM193 220H194V218H192ZM206 219V218H205ZM257 219V218H256ZM34 219H32V221H33ZM43 220V221H44ZM58 220V219H57ZM66 220V219H65ZM70 220H72L71 218H70ZM69 220V221H70ZM122 220V219H121ZM188 219L186 218V221H187ZM213 220H214V218H213ZM213 220H211V221H213ZM239 220V219H238ZM242 220V219H241ZM258 220V219H257ZM10 221V220H9ZM15 221V220H14ZM36 221V220H35ZM35 221H33L34 223H36ZM42 221V222H43ZM48 221V220H47ZM47 221H45V223L47 222ZM52 221V220H51ZM60 221V220H59ZM67 221H68V217H67ZM108 221V220H107ZM110 221V220H109ZM108 221V222H109ZM114 221V220H113ZM126 221V220H125ZM130 221V220H129ZM144 221V220H143ZM189 221V220H188ZM195 221V220H194ZM202 221H203V218H202ZM53 222H54V220H53ZM56 222V221H55ZM191 222V221H190ZM198 223H200L199 221H197ZM205 222L206 221H204L203 223H204V225H205ZM241 222V221H240ZM11 223V222H10ZM48 223V222H47ZM110 223V222H109ZM123 223V222H122ZM134 223V222H133ZM209 224L211 223V222H208ZM3 224V223H2ZM8 224H9V222H8ZM16 224H18V223H16ZM32 224V223H31ZM37 224V223H36ZM34 225L36 228L35 229H37V226H38V224H39V222H38V224L37 225ZM184 225H186L185 223H183ZM194 224V223H193ZM240 224V223H239ZM13 225V224H12ZM43 225V224H42ZM48 225V224H47ZM113 225H114V222H113ZM131 225V224H130ZM191 224L190 223H187V226H190ZM203 225V224H202ZM238 225V224H237ZM241 225V224H240ZM263 225V224H262ZM10 226H11V224H10ZM30 226L31 225H29V229H30ZM39 226H40V224H39ZM172 226V225H171ZM193 226V225H192ZM199 226H200V224H199ZM198 226V227H199ZM264 226V225H263ZM5 227H7V225L5 226ZM12 227V226H11ZM11 227H10V231H11ZM107 227V226H106ZM120 227H121V225H120ZM173 227V226H172ZM201 227V226H200ZM203 227V226H202ZM206 227V226H205ZM14 228V227H13ZM40 228V227H39ZM107 228H109V227H107ZM166 228V227H165ZM164 228V229H165ZM169 228V227H168ZM184 228V227H183ZM186 228V227H185ZM184 228V229H185ZM189 228V227H188ZM195 228V227H194ZM207 228V227H206ZM206 228H204V229H206ZM102 229V228H101ZM128 229V228H127ZM130 229V228H129ZM170 229V228H169ZM176 229H178V228H176ZM237 229H239V228H237ZM252 229V231L250 232V230ZM15 230V229H14ZM39 230V229H38ZM109 230V229H108ZM111 230H114V229H111ZM123 230H125L124 229V227H123ZM133 230H134V228H133ZM173 230H174V228H173ZM211 230V229H210ZM13 231V230H12ZM132 231V230H131ZM176 231V230H175ZM178 231V230H177ZM193 230H192V227H191V232H192ZM196 231H199V230H196ZM240 231V230H239ZM110 232V231H109ZM114 232V231H113ZM121 232H122V230H121ZM127 232H129V231H127ZM187 232H189L188 230H187ZM186 232V233H187ZM250 232V233H249ZM28 233H29V230H28ZM105 233V232H104ZM115 233V232H114ZM131 233V232H130ZM204 233V232H203ZM207 233H209V232H207ZM240 233V232H239ZM131 234H133V233H131ZM174 234V233H173ZM205 234V233H204ZM210 234V233H209ZM113 235H115V234H113ZM122 235H123V233H122ZM177 235V234H176ZM181 235V234H180ZM24 236V235H23ZM39 236V235H38ZM130 236V235H129ZM171 236V235H170ZM209 236V235H208ZM207 236V237H208ZM1 237V236H0ZM7 237V236H6ZM11 237V236H10ZM16 237H18L19 238V236H18V234H17V236ZM31 237V236H30ZM40 237V236H39ZM81 237H84V236H81ZM133 237V236H132ZM197 237V236H196ZM3 238V237H2ZM18 238H16V239H18ZM108 238V237H107ZM187 238V237H186ZM39 239V238H38ZM83 239V238H82ZM85 239V238H84ZM88 239H90L89 237H88ZM88 239H86L85 241H87ZM126 239V238H125ZM167 239V238H166ZM178 239H179V237H178ZM6 240H9V238L8 239H6ZM11 240H13V238L11 239ZM20 240H21V237H20ZM34 240V239H33ZM113 240H114V238H113ZM5 241V240H4ZM16 241V240H15ZM14 241V242H15ZM117 241V240H116ZM121 241V240H120ZM214 241V240H213ZM9 242H10V240H9ZM13 242V241H12ZM17 242V246L16 247H18V242L19 241H16ZM26 242V241H25ZM89 242V241H88ZM90 242H91V240H90ZM118 242V241H117ZM131 243V241H129L128 240V243ZM175 242H176V240H175ZM178 242V241H177ZM4 242H2V244H3ZM11 243V242H10ZM23 243H24V241H23ZM27 243V242H26ZM93 243V242H92ZM111 243V242H110ZM127 243V242H126ZM173 243V242H172ZM181 243V242H180ZM205 243V242H204ZM214 243V242H213ZM12 244V243H11ZM25 244V243H24ZM28 244V243H27ZM33 244H35V243H33ZM38 244V243H37ZM108 244H109V240H108ZM123 244V243H122ZM216 244V243H215ZM6 245V244H5ZM8 245V244H7ZM92 245V244H91ZM111 245V244H110ZM174 245V244H173ZM205 245V244H204ZM212 245V244H211ZM9 246V245H8ZM119 246V245H118ZM116 244H112V250H113V257H112V259H113V262H112V264H120L119 263V259H120V252L122 253V252H127V246H124V245H122V247L121 246H119L118 247ZM213 246V245H212ZM211 246V247H212ZM10 247V246H9ZM9 247H7V248H9ZM16 247L14 246V248H15V250H16ZM28 247V246H27ZM89 247V246H88ZM5 248V247H4ZM3 248V249H4ZM13 248V249H14ZM19 248H22L23 249V246L21 245V247H20V243H19ZM18 248V250H20ZM34 248V247H33ZM35 248H38V246H36ZM201 249H202V247H200ZM208 248V247H207ZM217 248V247H216ZM2 249V251H5V249L3 250ZM87 249V248H86ZM110 249V250H111ZM177 249V248H176ZM206 249V248H205ZM219 249V248H218ZM25 250V249H24ZM172 250V249H171ZM212 250V249H211ZM215 250V249H214ZM30 251V250H29ZM36 251V250H35ZM208 251H210V250H208ZM7 252H9V251H7ZM13 252V251H12ZM16 252V251H15ZM20 252H22V250L20 251ZM39 252V251H38ZM174 252V251H173ZM212 252H213V250H212ZM19 253V252H18ZM111 253V252H110ZM34 254H36V252H34ZM17 255H20V254H16V255H14L15 257L17 256ZM2 256H4V255H2ZM6 256V255H5ZM4 256V257H5ZM34 256V255H33ZM111 256V254L109 255V257ZM122 256V255H121ZM18 257H21V256H17V258ZM37 257V256H36ZM125 257V256H124ZM255 258H256V256H254ZM261 257V256H260ZM26 258V257H25ZM33 258V257H32ZM251 258V257H250ZM108 261H109V258H106ZM106 259H104V261L106 260ZM29 260V259H28ZM33 260V259H32ZM31 260V261H32ZM106 260V263L107 264H109L108 263V261ZM124 260V259H123ZM252 260V259H251ZM104 261H103V263H104ZM175 261V260H174ZM252 261H255V260H252ZM257 262L259 261V260H256ZM19 262V261H18ZM23 262V261H22ZM28 262V261H27ZM121 262H122V259H121ZM25 263V262H24ZM250 264H251V262H249ZM248 263V264H249ZM23 264V263H22ZM111 264V263H110ZM125 264V263H124ZM169 264V263H168ZM247 264V263H246ZM254 264H258V263H256V262H254ZM262 264V263H261Z\"/></svg>",
  "mask_w": 264,
  "mask_h": 264
}]
</instances>
